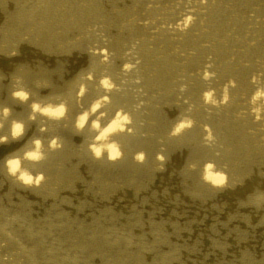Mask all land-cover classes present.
Here are the masks:
<instances>
[{"label": "rangeland", "instance_id": "rangeland-1", "mask_svg": "<svg viewBox=\"0 0 264 264\" xmlns=\"http://www.w3.org/2000/svg\"><path fill=\"white\" fill-rule=\"evenodd\" d=\"M36 1V2H35ZM45 3H44V2ZM58 1V2H57ZM92 1V2H91ZM107 1V2H105ZM111 1V3H110ZM116 1V2H115ZM120 1V2H119ZM161 1H169L170 4L177 5L178 0H0V45L6 46L8 49L7 53L0 51L2 56H8V54H16L17 61H22L25 57L29 56L33 61L39 60L42 56L43 58H47L46 60L51 62L53 65L47 70V73L50 71H53V74L57 76V78H60L62 75L66 74L65 70H67L66 64L63 61L64 55L67 56L69 52L75 50L77 53L79 52H92L97 50H107L111 56L120 55L122 59H128L127 64V70H124L122 68H117L113 72L114 77H119V85L116 86V92H111L119 102L117 105H120V108L123 110L130 111L133 115L136 117L134 119L131 118L132 121L127 122L126 127L128 129H131L132 126H134L133 136L136 139L141 138H148L149 141H152L156 144V148L160 149L159 147H162L164 143L173 142L171 136H168L170 131L172 132L175 127V121L174 119H169L168 121H164L161 124L157 120L156 114L158 112H167V108H173L178 113L177 116L181 115V112H184L185 107L188 110V107H190L195 111H191L192 113H200V109H196L193 105L194 102L199 100L200 95L202 93V86H206V81L203 80L201 77L206 76L202 72L204 68H206L209 71L208 77L210 76L211 82L207 84L212 85V90L216 89L217 87V93L214 94V98H216V103H219L223 100L222 94H218V91L223 89L226 90V88H229V92L231 93L232 97L235 98L232 101H235L238 103L236 99V95L234 92V89H237L236 92L240 93L242 90H247L248 87L246 84L253 83L255 81L258 82H264V78H261V75L264 73V46L263 40H264V19L261 17H264V10H261L262 7H264V0H249L252 4L250 5V8H247L249 12L245 11L244 7L246 8L245 4L241 0H227L226 2H232L233 5H230L229 7L233 8L236 12H241L242 16H238L242 18L245 21L244 24V31L240 30L239 34H236L235 37L230 36L233 28L232 24L229 20V18H226V15H224L222 8H224V0H185L188 7H186L188 10L185 9V15L188 14L187 12L189 10H194L198 13V18L204 15L203 22L206 24L203 25V27L199 30V32L195 35L192 34L187 38H176L171 37L172 35H178V31L176 30V20L180 19L181 17L176 18V15L179 13H182L183 10L176 11L175 8H171V11L168 10L167 15L168 17H164L165 26L163 28L158 29L157 24L160 27V24L163 23L161 20H158L157 18L150 15V12H148V7H151L155 4H159ZM173 1V2H172ZM190 3H189V2ZM253 1V2H252ZM256 1V2H255ZM263 1V2H262ZM34 2V4L32 3ZM40 2V3H39ZM67 2V3H66ZM71 2V3H70ZM95 2V3H94ZM109 2V4H108ZM119 2V3H118ZM142 2V4H141ZM197 4H196V3ZM208 2V4H207ZM221 2V3H220ZM223 2V3H222ZM238 4H237V3ZM262 2V4L260 3ZM66 3V4H65ZM74 3V4H72ZM91 3V4H90ZM134 3V4H133ZM204 3V4H203ZM220 3V4H219ZM25 4V5H24ZM59 4V5H58ZM61 4V5H60ZM104 4V5H103ZM106 4V5H105ZM119 4V5H118ZM146 4V5H145ZM193 4V5H192ZM195 4V5H194ZM202 4V5H201ZM212 4V5H211ZM259 4V6L257 5ZM7 5V6H6ZM34 5V6H33ZM42 5V6H41ZM66 5V6H64ZM103 7H102V6ZM121 5V6H120ZM136 5V6H135ZM192 5V7H191ZM200 5V6H199ZM204 5V6H203ZM219 5V6H218ZM235 5V6H234ZM256 5V6H255ZM261 5V6H260ZM7 8H6V7ZM46 6V7H45ZM61 6V7H60ZM74 6V7H73ZM78 6V7H77ZM105 6V7H104ZM117 6V7H116ZM129 6V7H128ZM146 6V7H145ZM190 6V7H189ZM198 8H196V7ZM208 6V7H206ZM242 6V7H241ZM58 7V9H57ZM72 7V8H71ZM80 7V8H79ZM98 7V8H96ZM123 7V8H122ZM132 7V8H131ZM195 7V8H193ZM201 7V8H200ZM203 7V8H202ZM214 7V8H213ZM220 7V8H219ZM240 7V8H239ZM62 8V10H61ZM67 8V9H66ZM79 8V9H77ZM92 10H91V9ZM101 8V9H99ZM200 8V9H199ZM212 8V9H211ZM255 8V9H253ZM259 11H258V9ZM29 9V10H28ZM34 11H32V10ZM41 9V10H40ZM86 9V10H85ZM88 9V10H87ZM96 9V10H95ZM105 9V10H104ZM135 9V10H134ZM197 9V10H195ZM56 10V11H55ZM67 10V11H66ZM74 10V11H73ZM79 10V11H78ZM141 10V11H139ZM174 10V12H172ZM212 10V11H211ZM43 13H42V12ZM52 11V12H51ZM61 11V12H60ZM76 11V13H75ZM82 13H81V12ZM93 11V12H92ZM99 11V12H98ZM181 11V12H180ZM220 11V14H219ZM48 12V13H47ZM56 12V13H55ZM80 12V13H79ZM86 14H85V13ZM90 12V14H89ZM142 12V13H141ZM176 12V13H175ZM248 14H245L247 13ZM70 13V14H68ZM140 13V14H139ZM149 13V15H148ZM170 13V14H169ZM173 13V14H172ZM258 13V14H257ZM26 14V15H25ZM42 14V15H41ZM50 14V15H49ZM58 14V15H56ZM62 14V15H61ZM74 14V15H72ZM77 16H76V15ZM100 14L99 16H97ZM118 14V15H117ZM143 14V15H142ZM202 14V15H201ZM215 16H214V15ZM253 14L255 17H249ZM30 15V16H29ZM33 15V16H31ZM53 15V16H52ZM56 15V16H55ZM68 15V17H67ZM83 15V16H82ZM90 15V16H89ZM92 15V16H91ZM102 15V16H101ZM142 15V17H141ZM146 15V16H145ZM220 15L223 17H220ZM261 15V16H258ZM27 16H29L27 18ZM42 16V17H41ZM66 16V17H65ZM73 16L74 18H72ZM104 16V17H103ZM125 16V17H123ZM133 16V17H132ZM148 16V17H147ZM150 16V17H149ZM179 16V15H178ZM247 16V17H246ZM49 17V18H47ZM84 20H81L82 18ZM91 17V18H90ZM209 17V18H208ZM44 18V19H43ZM53 18V19H52ZM69 18V19H68ZM144 18V19H143ZM145 18H147L145 20ZM172 18V20H171ZM205 18V19H204ZM259 18V20H258ZM47 19V20H46ZM52 19V20H51ZM72 19V20H71ZM87 19V20H86ZM91 19V22H89ZM93 19V20H92ZM168 19V20H167ZM207 19V20H206ZM42 20V21H41ZM152 20V21H151ZM235 20V19H233ZM251 20H256L257 25L250 24ZM258 20V21H257ZM8 21H11V24H8ZM51 21V22H50ZM61 21V22H60ZM70 21V22H69ZM76 21L79 26H76ZM83 21V22H82ZM97 21V22H95ZM146 21V22H145ZM151 21V22H150ZM163 21V19H162ZM173 21V22H172ZM209 21V24L207 23ZM36 22V23H35ZM43 22V23H42ZM83 24H82V23ZM87 23L86 24L84 23ZM93 22V23H92ZM156 22V23H155ZM212 22V23H211ZM39 23V25L37 24ZM61 23V24H60ZM72 26H71V24ZM75 23V24H74ZM96 23V24H95ZM109 23V25L107 24ZM154 23V24H153ZM167 23V24H166ZM173 25H170V24ZM210 23L212 25H210ZM261 23V25H260ZM35 24V25H34ZM53 24V25H52ZM64 24V25H63ZM91 24V25H90ZM101 24V25H100ZM118 24V25H117ZM150 24V26L148 25ZM229 24V25H228ZM31 25V26H30ZM33 25V26H32ZM38 25V26H37ZM61 25V26H60ZM90 25V26H89ZM99 25V26H98ZM113 27H111V26ZM209 25V26H208ZM23 26V27H22ZM60 26V27H59ZM68 28H67V27ZM71 26V27H70ZM157 26V27H156ZM167 26L170 30L167 31ZM9 27V28H8ZM65 27V28H64ZM90 27V28H89ZM134 27V28H133ZM146 27V29H145ZM172 27H174L172 29ZM210 27V28H209ZM263 27V28H261ZM11 28V29H10ZM53 28V29H52ZM71 28V29H70ZM78 28V29H77ZM84 28V29H83ZM95 28V29H94ZM103 28V29H102ZM119 29L120 31L116 30ZM152 28V29H151ZM158 32H157V30ZM223 28V29H222ZM250 30H249V29ZM258 28V29H257ZM24 29V30H23ZM26 29V30H25ZM29 31H28V30ZM31 29V30H30ZM42 29V30H41ZM44 29V30H43ZM107 31H106V30ZM140 29V30H139ZM150 29V30H149ZM154 29V30H153ZM172 29V30H171ZM204 29V30H203ZM207 29V30H206ZM252 29V30H251ZM255 29L256 32L253 30ZM3 30V31H2ZM36 30V31H35ZM60 30V31H59ZM70 30V31H69ZM90 30V33H89ZM97 30V31H96ZM100 30V31H99ZM109 30V31H108ZM166 32H164V31ZM175 30V31H173ZM248 30V31H247ZM258 30V31H257ZM21 31V32H20ZM31 31V32H30ZM50 31V32H49ZM55 31V32H54ZM67 31V32H66ZM84 31V32H83ZM102 31V32H101ZM149 31V32H148ZM262 31V32H261ZM25 32V33H24ZM79 32V33H78ZM105 32V33H103ZM115 32V33H114ZM139 32V33H138ZM163 32V33H162ZM244 32V33H243ZM257 33L259 36L257 37L256 41L253 43L252 47L248 45L247 42H250L247 40V38L244 39V37L241 38L244 34H250V33ZM260 32V33H259ZM70 33V34H68ZM72 33V34H71ZM101 33V34H100ZM158 33H161L160 35ZM184 33V32H183ZM187 33V32H186ZM185 33V34H186ZM8 34V35H7ZM29 34V35H28ZM89 34V35H88ZM116 34V35H115ZM120 36H119V35ZM184 34V35H185ZM229 34V35H227ZM35 35V36H34ZM68 35V36H67ZM70 35V36H69ZM80 35V36H79ZM102 35V36H101ZM159 35V36H158ZM163 35V36H161ZM12 36L14 37L15 43H11ZM20 36V37H19ZM83 36V37H82ZM86 38H85V37ZM98 36V38H96ZM108 36V37H107ZM110 36V37H109ZM156 36V37H155ZM249 36V35H248ZM262 36V38H261ZM17 37V38H16ZM90 37V38H89ZM105 37V38H103ZM107 37V38H106ZM113 37V38H112ZM164 37V38H162ZM232 37V38H231ZM39 38V39H38ZM48 38V39H47ZM61 40H60V39ZM74 38V40H73ZM83 38V39H82ZM102 38V39H101ZM116 38V39H115ZM236 38L241 39L240 43L236 42ZM58 39V41H57ZM79 39L80 41L78 42ZM109 39V40H107ZM118 39V40H117ZM263 39V40H262ZM5 40V41H4ZM11 40V41H10ZM44 40V41H43ZM68 40V42H67ZM72 40V41H71ZM84 40V41H83ZM93 43H92V41ZM114 40V41H113ZM224 40V41H223ZM7 41V42H6ZM18 43H17V42ZM23 41V42H22ZM86 41V42H85ZM100 41V42H99ZM107 41V42H105ZM182 41V42H181ZM195 41V42H194ZM217 41V43H216ZM244 41V42H242ZM2 42V43H1ZM4 42L6 44H4ZM10 42V43H9ZM26 42V43H24ZM35 42V43H34ZM58 42V44H57ZM73 42V43H72ZM88 42V43H87ZM96 42V43H95ZM111 42V43H110ZM116 42V43H115ZM123 42V43H122ZM181 44L182 46H178ZM199 42V43H198ZM209 42V43H208ZM213 42V47L211 46ZM38 43V44H37ZM49 43V44H48ZM61 43V45H59ZM71 43V44H70ZM106 43V44H105ZM115 43V44H114ZM197 43V44H196ZM15 44V45H14ZM22 44H26L32 48L31 52L32 54H29L26 49L22 46ZM56 44V46H55ZM65 44V45H64ZM74 44V45H72ZM91 44V46H90ZM105 44V45H104ZM111 44V45H110ZM209 44V45H208ZM225 44V45H224ZM232 44V45H231ZM238 44H241L242 46H237ZM47 45V46H46ZM77 45V46H76ZM100 45V46H99ZM102 45V47H101ZM118 45V46H117ZM191 45V46H189ZM202 45H205L202 47ZM208 45V46H207ZM229 45V46H228ZM15 46V47H14ZM39 46V47H38ZM96 46V47H95ZM98 46V47H97ZM124 46V47H123ZM188 46V47H187ZM228 46V47H227ZM249 46V47H248ZM254 46V47H253ZM12 47V48H11ZM18 47V48H17ZM38 47V48H37ZM58 47V48H57ZM88 47V48H87ZM107 47V48H106ZM118 47V48H117ZM123 47V48H122ZM236 47V48H235ZM14 48V49H13ZM16 48V49H15ZM54 48V49H53ZM70 50H69V49ZM76 48V49H75ZM78 48V49H77ZM99 48V49H98ZM103 48V49H102ZM211 48V49H210ZM214 48V49H213ZM227 48V49H226ZM240 48V51L238 50ZM243 48V49H242ZM256 48V49H255ZM12 49V50H10ZM38 49V50H37ZM57 49V50H56ZM72 49V50H71ZM84 49V50H83ZM91 49V51H89ZM122 49V50H121ZM202 49V50H201ZM225 51H224V50ZM234 49V50H233ZM248 49V50H247ZM263 49V50H262ZM17 50V51H16ZM35 50V51H34ZM49 50H51L49 52ZM59 50V51H58ZM115 50V51H114ZM194 50V51H193ZM198 50V51H197ZM220 50V51H219ZM223 50V51H221ZM231 50V51H229ZM16 51V52H15ZM24 51V52H23ZM39 51V52H38ZM69 51V52H68ZM118 51V52H117ZM120 51V52H119ZM190 51V52H189ZM207 51L210 52L207 53ZM20 54H17V53ZM38 52V53H37ZM68 52V53H67ZM182 52V53H181ZM186 52V54H185ZM196 52V53H195ZM217 52V54H216ZM219 52V53H218ZM222 52V53H221ZM259 52V53H258ZM175 53V54H174ZM188 53V54H187ZM192 53V54H191ZM201 53V54H200ZM221 53V54H220ZM36 54V55H35ZM51 54V55H50ZM60 54V55H59ZM63 54V55H62ZM116 54V55H115ZM177 54V55H176ZM186 56H185V55ZM207 54H210L209 56ZM216 54V55H215ZM219 54V55H218ZM228 54V58L226 56ZM22 55V56H21ZM190 55V56H189ZM207 55L210 57V59L205 58ZM221 55V56H220ZM224 55V57L222 56ZM257 55V56H256ZM261 55V56H260ZM263 55V56H262ZM49 56V57H47ZM177 56V57H176ZM217 56V57H216ZM53 57V59H52ZM187 57V59H186ZM194 57H197L193 60ZM201 57V58H200ZM222 57V62L221 60ZM221 57V58H220ZM242 57V58H241ZM49 58V59H48ZM51 58V59H50ZM59 60H58V59ZM159 58V60H158ZM182 58V59H181ZM204 58V59H203ZM239 58L241 60H239ZM247 58V59H246ZM258 58V59H257ZM75 59H78V57L75 55L72 56V59H70L71 63L75 62ZM176 59V60H175ZM181 59V60H178ZM186 59V60H185ZM207 59V60H206ZM215 59V60H214ZM226 59V61L224 60ZM201 62H200V61ZM209 60V61H208ZM216 60L218 61L216 63ZM248 60V61H247ZM113 61V59H112ZM190 61V62H189ZM205 61V62H204ZM208 61V62H207ZM224 61V62H223ZM247 61V62H245ZM262 61V62H261ZM89 61H87L88 63ZM197 62V63H196ZM204 62V63H203ZM213 62V63H212ZM241 62V63H240ZM161 63V64H160ZM201 63V64H200ZM203 63V64H202ZM208 63V66L205 65ZM213 65H212V64ZM243 63V64H242ZM263 63V65L261 64ZM38 64V63H37ZM163 64V65H162ZM182 64L185 66H182ZM210 64V65H209ZM217 64V68L215 67ZM232 64V65H231ZM257 64V65H256ZM260 64V65H259ZM58 65V66H57ZM61 65V66H60ZM69 65V64H68ZM195 70H194V67ZM201 65V66H200ZM204 65V68H202ZM215 65V66H214ZM243 65V66H242ZM246 65V66H245ZM63 66V67H62ZM70 66V65H69ZM68 66V67H69ZM88 67H91V70H94L96 72H100L99 61L96 58H91V61L87 65ZM206 66V67H205ZM228 66V67H226ZM230 66V68H229ZM239 66V68H238ZM253 66V67H252ZM182 67V68H181ZM192 67V68H191ZM202 69L201 72L200 68ZM210 69H208V68ZM224 67V68H223ZM199 68V69H198ZM213 68V70H212ZM223 68V69H221ZM227 70H226V69ZM62 69V70H61ZM89 69V70H90ZM144 69V70H143ZM153 69L152 71H150ZM180 69V71H179ZM184 71H183V70ZM229 69V70H228ZM261 69V70H260ZM104 70V69H103ZM126 71L127 73L123 72ZM211 70V71H210ZM215 70V71H214ZM226 70V72H224ZM120 71V72H118ZM154 71V72H153ZM178 71V72H177ZM187 71V72H186ZM197 71V72H194ZM251 71V72H250ZM256 71V72H255ZM123 72V73H122ZM160 72V73H159ZM192 72V73H191ZM216 72V73H215ZM224 72V73H221ZM58 73V74H56ZM122 73V74H121ZM186 73V74H185ZM191 73V74H190ZM196 73V74H195ZM199 73V74H198ZM202 73V74H201ZM212 73V74H210ZM220 73V74H219ZM226 73V74H225ZM235 73V74H234ZM260 73V74H259ZM130 74V75H129ZM216 74V75H215ZM223 74V75H222ZM238 74V75H237ZM242 74V75H241ZM102 74H100L101 76ZM126 75V76H125ZM129 75V77H128ZM193 75V76H192ZM196 75V76H195ZM200 75V76H199ZM202 75V76H201ZM214 75V76H213ZM228 75V76H227ZM99 76V77H100ZM140 76V77H139ZM142 76V77H141ZM167 76V77H166ZM183 76V79H182ZM191 76V77H190ZM225 76V77H224ZM233 76V78H231ZM237 76V77H236ZM248 76V77H247ZM66 84H70L73 86V89H76L72 92L71 96H74V94H79L77 91V88L80 85H84V81L82 80V77L79 75V73H73L70 75L65 76ZM137 77V78H136ZM149 77V78H148ZM155 77V78H154ZM178 77V78H177ZM219 78L218 80L216 78ZM230 77V78H229ZM235 77V78H234ZM240 77V78H239ZM46 77H42L40 75H35L32 77V79L37 83L40 82L41 79H44ZM76 78V79H75ZM123 78V79H122ZM165 78V79H164ZM180 78V80H179ZM186 78V79H185ZM191 78V79H190ZM197 78V79H196ZM223 78V79H222ZM249 78V79H248ZM260 78L263 80H260ZM121 79V80H120ZM135 79V80H134ZM171 79V80H170ZM176 79V80H175ZM194 79V81H193ZM214 79V80H213ZM238 79V80H237ZM37 80V81H36ZM72 80V82H71ZM74 80V81H73ZM131 80V81H130ZM138 80V81H137ZM141 80V81H140ZM152 80V81H151ZM157 80L159 82H157ZM189 80V81H188ZM202 80V81H201ZM218 82H215V81ZM227 80V81H226ZM231 80V81H230ZM253 80V82H252ZM123 81V82H122ZM128 81V82H127ZM170 81V82H169ZM177 81V83H176ZM205 81V82H204ZM247 81V82H246ZM71 82V83H70ZM74 82V83H73ZM162 82V83H161ZM186 82V84H185ZM190 82V83H189ZM193 82V83H192ZM199 82V83H198ZM201 82H204V84H201ZM231 82V83H230ZM236 82V83H235ZM245 82V83H244ZM89 83V82H88ZM127 83V84H125ZM143 83V84H142ZM152 83V84H151ZM156 83V84H155ZM159 83V85H158ZM164 83V84H163ZM169 83V85H168ZM189 83V84H187ZM212 83V84H211ZM226 85H225V84ZM240 83V84H239ZM161 84V85H160ZM178 84L180 86H178ZM183 84V85H182ZM194 84V85H193ZM223 85L221 87V85ZM230 84V87H228ZM237 84V85H236ZM79 85V86H78ZM134 85V86H133ZM156 85V86H155ZM186 85V86H185ZM220 85V86H219ZM236 85V86H235ZM93 86V85H92ZM125 86V87H124ZM127 86V87H126ZM129 86V87H128ZM150 86V87H149ZM182 86V87H181ZM191 86V88H190ZM196 86V87H195ZM220 88H219V87ZM233 86V87H232ZM242 86V87H241ZM133 87V88H132ZM142 87V88H141ZM154 87V88H153ZM178 87V88H177ZM185 87V88H184ZM224 87V88H223ZM226 87V88H225ZM238 87V88H237ZM258 87V86H257ZM122 88V89H121ZM147 88V89H146ZM157 88V89H155ZM167 88V90H166ZM176 88V89H175ZM180 88V90H179ZM187 88V89H186ZM195 88V89H194ZM200 88V89H199ZM208 88V87H207ZM120 89V90H119ZM172 89V90H171ZM178 89V90H177ZM183 89V90H182ZM190 89V90H189ZM231 89V90H230ZM71 89H66V91H71ZM119 90V92L117 91ZM124 90V91H123ZM163 90V91H162ZM170 90V91H169ZM200 90V93L199 91ZM220 90V91H221ZM123 91V93H122ZM131 91V92H130ZM134 91V92H133ZM138 91V92H137ZM173 91V92H172ZM186 91V92H185ZM189 91V94H188ZM214 91V90H213ZM228 92V90H226ZM77 92V93H76ZM88 92V91H87ZM126 92V93H125ZM146 92V93H145ZM151 92H153L151 94ZM170 92V93H169ZM177 94H176V93ZM183 92V93H182ZM192 92V93H191ZM228 92V95L230 93ZM233 92V93H232ZM108 93V92H107ZM128 93V94H127ZM160 93V94H159ZM164 93V94H163ZM174 93V94H173ZM179 93V94H178ZM187 93V94H185ZM196 93V94H194ZM198 93V94H197ZM238 93V94H239ZM116 94V95H115ZM127 94V95H126ZM138 94V95H137ZM156 94V96H155ZM174 96H173V95ZM178 95V97L176 95ZM192 94V96H191ZM200 94V95H199ZM145 95V96H144ZM149 95V97H148ZM85 96V95H84ZM82 96V97H84ZM134 98H133V97ZM152 96V98H151ZM155 96V97H154ZM172 96V97H171ZM136 97V98H135ZM162 97V98H161ZM76 98V96H74ZM122 98V99H121ZM125 98V99H124ZM139 98V99H138ZM166 98V99H165ZM173 100H172V99ZM177 98V99H176ZM186 98V99H185ZM190 98V99H189ZM193 98V99H192ZM82 99V98H81ZM155 99V100H154ZM164 101H163V100ZM170 99V100H169ZM179 99V100H178ZM195 99V101H194ZM222 99V100H221ZM142 100V101H141ZM192 100V101H191ZM219 100V102H218ZM148 101V102H146ZM160 101V102H159ZM167 101V102H166ZM171 101V102H170ZM175 101V103H174ZM201 100H199L200 102ZM180 102V103H179ZM182 102V103H181ZM193 102V103H192ZM203 102V101H201ZM139 103V104H138ZM145 103V104H144ZM161 105H159V104ZM169 103V104H168ZM203 103L210 104L209 100L205 101ZM149 104V105H148ZM154 104V105H153ZM141 105V106H140ZM148 105V108L147 106ZM159 105V106H157ZM169 105V106H168ZM191 105V106H190ZM219 105V104H216ZM132 106V107H131ZM143 106V107H142ZM180 106V107H179ZM188 106V107H187ZM124 107V108H123ZM152 107V108H151ZM159 107V108H158ZM181 107H184L181 108ZM193 107V108H192ZM213 107V108H212ZM220 107V105H219ZM240 107V106H237ZM129 108V109H128ZM181 108V110H179ZM212 109H214V106L211 105ZM153 110V111H152ZM155 110V111H154ZM241 109H237L235 112L230 113L231 116L226 114L224 116V119L222 121L216 120L211 115L213 113H209L207 111H201L204 112L205 116H201L200 118H204L206 116L207 119L203 122L205 125L204 129H213V133H216L215 131H222L224 128L226 130L224 132H221V136L224 138H230V134L236 131V133L243 139H247V147L249 148V151H240L236 155V149L231 148L230 150L224 149V144L222 142L215 143L214 142H207L206 144L208 147H203L202 145H199V149L197 148V151L199 153V157H197L196 162L194 165H196L195 168L191 166H180V171H173V175L171 174V181L168 183L164 178L155 179L150 171H147L146 175H141L140 167L136 164H128L129 157L125 159L123 163H127L129 166L122 167V165L116 166L115 172L105 171L104 173H100L99 171H88L86 173H82V170H87L89 167L87 166V163L83 161V159L79 156V154L71 150L70 148H65L66 144L63 145V148L61 149L62 152L64 151V158L61 160L64 161L68 167L65 169L60 170L59 172V178H57L58 183L54 185L53 192H56L57 195L51 194V196L48 193L42 192V199L35 201H30L29 206H27L23 202V197L15 195L16 193L12 192L11 188L6 186L1 188L0 186V221L6 222L7 224L12 225V221H16L18 223L25 224L26 226H23L22 230L20 232H11L9 231V234L12 236L13 234L16 236L12 238H8V242L11 243V248L6 246L4 241L0 239V258H3L5 256L10 255V250L13 249L14 257H9L8 260H10L9 264H17L19 263V260L22 257L23 260L21 263L28 264H70V261H74L76 264H229L228 261H230L231 255H234L231 251V249L227 250V247L224 245L225 238L229 237L234 239V242L229 241L228 243H225L226 245L230 244H240L243 242L245 243L244 248L242 247L237 252V255L234 256V260H232V264H264V215L263 213L259 212L258 210L259 206H262V209H264V200L262 202H254L251 197H248L247 199H243L240 201H236L235 194L239 193L238 188L234 187V182H230L232 184L231 189L234 191L232 193V196L228 199V201H231L232 207L229 210H224V206L220 204L219 201L223 200L228 202L226 199H215L213 196L210 195H204L203 193L198 191H191L189 188L186 187L187 185H197L200 188L204 187V184L200 182V178L202 179V170L203 165L210 162L215 161V165L217 168H225L227 165H243L247 164L249 162V167L246 171L243 172V175L246 178H251L252 171H254L259 176H263L264 174V127L260 126L259 123H254V119L250 117V121H244L245 123H236L234 119V115L239 112ZM152 113H150V112ZM221 112V110H217V113ZM154 112V113H153ZM190 112V113H191ZM206 112V113H205ZM180 113V114H179ZM208 113V114H207ZM149 114V115H148ZM223 114V113H222ZM154 115V116H153ZM228 115V116H227ZM222 116V115H221ZM242 114L240 115V117ZM145 117V118H144ZM148 117V118H147ZM228 117V118H227ZM230 117V118H229ZM245 117V115L243 116ZM153 118V119H152ZM227 118V119H226ZM232 118V119H231ZM142 119V120H141ZM212 119V120H211ZM231 119V120H229ZM151 120V121H150ZM214 120V121H213ZM227 120V121H226ZM249 120V119H248ZM218 121H220L218 123ZM230 121V122H228ZM252 121V123H251ZM156 122V123H154ZM206 122V124L204 123ZM212 124H211V123ZM232 122V123H231ZM243 122V121H242ZM247 122H250L247 123ZM256 122V121H255ZM133 123V124H131ZM143 123V124H142ZM145 123V124H144ZM147 123V124H146ZM151 123V124H150ZM154 123V124H153ZM172 123V124H171ZM222 123V124H221ZM227 123V124H225ZM231 123V124H230ZM149 124V125H148ZM165 124V125H164ZM211 124V125H210ZM239 124V125H238ZM241 124V125H240ZM244 124V125H243ZM251 124L253 125L251 127ZM131 125V126H130ZM144 125V126H143ZM158 125V126H157ZM167 125V126H166ZM210 125V126H207ZM149 126V127H148ZM171 126V127H170ZM203 126V125H202ZM231 126V127H230ZM237 126V127H236ZM241 126V127H240ZM243 126V127H242ZM249 127V132H247V129L245 127ZM161 127V128H160ZM170 127V128H169ZM209 127V128H208ZM217 127V128H216ZM221 130H219V128ZM236 127V128H235ZM255 131H254V129ZM262 127L263 131H262ZM152 128V131H151ZM232 128V130H231ZM240 128L242 130H240ZM244 128V129H243ZM157 129V130H156ZM160 129V130H159ZM229 129V131H228ZM235 129V130H234ZM251 129V131H250ZM259 131H257V130ZM261 129V130H260ZM139 130V131H138ZM162 130V132H160ZM170 130V131H169ZM246 133H245V131ZM144 131V133H143ZM167 131V132H166ZM203 130L198 133L197 138L200 140L204 134L206 133ZM232 131V132H231ZM135 132V133H134ZM169 132V133H168ZM243 134H242V133ZM257 132V133H256ZM260 132V133H259ZM138 133V134H137ZM151 133V134H149ZM153 133V134H152ZM224 133V135H223ZM251 133V134H249ZM254 133V134H253ZM257 135H256V134ZM137 134V135H136ZM140 134V135H139ZM148 134V135H147ZM155 134V135H154ZM166 134V135H165ZM219 134V135H220ZM248 134V135H247ZM260 134V135H259ZM263 134V135H262ZM192 134H189V137H191ZM203 135V136H202ZM161 136V138H160ZM246 136V137H245ZM252 136V137H251ZM169 137V138H168ZM185 137V138H184ZM180 138V143H189V137L184 136ZM188 139H187V138ZM200 137V138H199ZM153 138V139H151ZM163 138V140H162ZM262 140H261V139ZM171 139V140H170ZM185 139V140H183ZM198 140V142H199ZM259 140V141H258ZM253 141V142H252ZM258 141V142H257ZM157 142V143H156ZM211 143V144H210ZM215 143V144H214ZM258 143V144H257ZM158 144V146H157ZM160 144V145H159ZM178 144L174 145L171 144L172 147H176ZM223 145V146H222ZM260 145V146H259ZM221 146V147H220ZM139 145L137 143L134 144L133 149H137ZM251 147V148H250ZM204 148V150H203ZM209 148V149H208ZM212 148V149H211ZM66 149H68L66 151ZM172 149V148H171ZM210 150V151H209ZM235 150V151H234ZM251 150V151H250ZM262 151V152H260ZM72 152V153H71ZM209 152V154H208ZM245 152V153H244ZM257 152V153H255ZM225 153V154H224ZM230 153V155H229ZM248 153V154H247ZM256 155H255V154ZM67 154V155H66ZM71 154V155H70ZM217 154V155H216ZM220 154L223 155L224 161H222ZM247 154V155H246ZM68 156V157H67ZM75 156V157H74ZM207 156V157H206ZM237 156V157H236ZM241 156V157H240ZM74 157V158H73ZM203 157V158H202ZM209 157V158H208ZM229 157V158H228ZM244 157V158H243ZM76 158V159H75ZM80 158V159H79ZM233 158V159H232ZM234 158L235 161H234ZM243 158V160H242ZM253 158V159H252ZM239 159V160H237ZM248 159V160H247ZM260 159V160H259ZM263 159V160H262ZM205 160V161H204ZM210 160V161H209ZM241 160V162H240ZM245 160V161H244ZM262 160V161H261ZM207 161V162H206ZM232 163H231V162ZM259 161L261 163H259ZM75 162V163H74ZM198 162V163H197ZM238 162V163H237ZM73 163V164H72ZM121 161V164H123ZM255 165H253V164ZM75 164V165H74ZM78 164V165H77ZM83 164V165H82ZM219 164V165H218ZM259 164V165H258ZM77 165V166H76ZM222 165V167H220ZM263 165V167H262ZM199 166V167H198ZM255 166V167H254ZM128 167V168H127ZM131 167V168H130ZM136 167V168H135ZM233 167V166H232ZM263 168L262 171H260V168ZM82 168V169H81ZM70 171L69 173L72 175L71 178L66 180L65 172ZM134 170V172L132 171ZM147 170V169H146ZM164 170V168H163ZM131 171V173H130ZM184 171V172H183ZM97 172V173H96ZM99 172V173H98ZM129 172V173H128ZM189 172V173H187ZM198 172V173H197ZM263 172V173H262ZM63 173V174H62ZM77 173V174H76ZM92 175H91V174ZM107 173V174H106ZM114 173V174H113ZM120 173V174H119ZM260 173V174H259ZM123 174V175H122ZM128 174V175H127ZM135 174V175H133ZM180 174V175H179ZM247 174V176H246ZM92 177H91V176ZM104 175V176H103ZM110 175V176H109ZM188 175V176H186ZM190 175V176H189ZM63 176V177H62ZM81 176V177H80ZM101 176V177H99ZM124 176V177H123ZM131 176V177H130ZM141 176V177H139ZM75 177V178H74ZM104 177V178H103ZM111 177V178H110ZM114 177V178H113ZM123 177V178H122ZM149 177V178H147ZM180 177V178H179ZM182 177V178H181ZM186 177V178H185ZM79 178V179H78ZM87 178V179H86ZM99 180H97V179ZM103 178V179H102ZM108 178V179H106ZM190 178V179H189ZM198 178V179H197ZM154 179V180H153ZM181 180V183L179 180ZM197 179V181H196ZM0 183H5L6 180L1 177V171H0ZM60 180V181H59ZM67 182H66V181ZM85 180V182L83 181ZM106 180V181H105ZM117 180V181H116ZM128 180V182H127ZM135 180V181H134ZM165 180V181H164ZM173 180V181H172ZM4 181V182H3ZM149 181V182H148ZM164 181V182H163ZM182 181H184L182 183ZM186 181V182H185ZM194 181V182H192ZM66 182V183H65ZM69 182V183H68ZM72 182V183H71ZM82 182V183H81ZM87 182V184H86ZM105 182V183H103ZM108 182V183H106ZM119 182V183H118ZM144 184H142V183ZM71 183V184H70ZM74 183V184H73ZM154 183V184H153ZM167 183V184H166ZM176 183V184H175ZM178 183V184H177ZM190 183V184H188ZM229 183V184H230ZM61 184V185H60ZM67 184V185H66ZM69 184V185H68ZM96 184V185H95ZM128 184V185H127ZM130 184V185H129ZM151 184V185H150ZM59 185V186H58ZM65 185V186H64ZM82 185V186H81ZM87 185V186H86ZM100 185V186H99ZM121 185V188H120ZM124 185L126 187H124ZM147 185V186H145ZM202 185V186H201ZM71 186V187H69ZM77 186V187H76ZM107 186V187H106ZM115 186V187H114ZM119 186V187H117ZM131 186H133L131 188ZM139 186H141L139 188ZM153 186V187H152ZM158 186V187H157ZM171 186V187H170ZM175 186V187H174ZM177 186L181 190L182 188H186L185 193H187L188 197L183 198L179 193L176 194L174 192L173 188L177 189ZM242 186V184H241ZM61 187V188H60ZM64 187V191L63 188ZM69 189H67V188ZM74 187V188H73ZM92 187V188H91ZM96 187V188H95ZM110 187V188H109ZM78 188V189H76ZM91 188V189H90ZM94 188V189H93ZM104 188V189H103ZM123 188V189H122ZM136 188V189H135ZM148 188H152L153 191H148ZM171 190H169V189ZM9 189V190H8ZM74 189V190H73ZM81 189L82 194H78L79 198H77V191ZM93 189V190H92ZM107 189V190H106ZM110 189V191H109ZM130 189V190H129ZM156 189V190H155ZM162 189V190H161ZM237 189V190H236ZM8 190V191H7ZM66 190H69L70 194L74 192V195L69 196L67 195L68 192ZM86 190V191H84ZM91 190V192H90ZM136 190V192H135ZM161 190V191H160ZM90 193H89V192ZM98 191V192H97ZM118 191V192H117ZM132 191V192H131ZM139 193H138V192ZM145 191V192H144ZM170 191V192H168ZM191 191V192H190ZM206 191V190H205ZM8 192V193H7ZM76 192V193H75ZM111 192V193H110ZM130 192V193H129ZM141 192V193H140ZM164 194H163V193ZM189 193H191V196H189ZM109 193V194H108ZM124 193V194H122ZM134 193V194H133ZM148 193V194H147ZM151 193V194H150ZM166 193V194H165ZM2 194H5L4 196ZM11 194V195H10ZM87 194V195H86ZM100 194V195H99ZM126 194V195H125ZM139 194V195H138ZM155 194V195H154ZM159 194V195H158ZM14 198H12L13 196ZM46 195V196H45ZM60 195V197H59ZM62 195V196H61ZM86 195V196H85ZM96 195V196H95ZM102 195V196H101ZM121 195V197L119 196ZM131 195V196H130ZM137 195V196H136ZM145 195V196H143ZM150 195V196H149ZM166 195V196H165ZM58 196V197H57ZM83 196V197H82ZM85 196V197H84ZM117 196V197H115ZM124 198H123V197ZM129 196V198H128ZM142 196V197H141ZM147 196V197H146ZM152 196V197H151ZM162 196V197H161ZM168 196V199H167ZM173 196V197H172ZM177 196V197H176ZM194 196V197H193ZM7 197V198H6ZM46 197V198H45ZM64 197V198H63ZM66 197V198H65ZM87 197V198H86ZM96 197V198H95ZM102 197V199H101ZM107 197V198H106ZM126 197V198H125ZM134 197V198H133ZM146 197V198H145ZM161 197V198H160ZM175 197V198H174ZM199 197V198H198ZM3 198V199H2ZM21 200H20V199ZM44 198V199H43ZM48 198V199H47ZM54 198V199H52ZM56 198V200H55ZM70 198L73 202L80 204L74 205L72 208H68L65 206V200L67 201ZM83 198V199H82ZM95 198V199H94ZM112 198V199H111ZM119 200H118V199ZM145 198V199H144ZM152 200H151V199ZM157 198V200H156ZM191 198V199H190ZM193 198V199H192ZM210 198V199H209ZM264 198V194H263ZM14 199V200H13ZM16 199L18 201H16ZM61 199V200H60ZM80 199V200H79ZM85 199V200H84ZM93 199V201H92ZM97 199V201H96ZM99 199V201H98ZM121 199V200H120ZM146 199L148 200L146 202ZM161 201H160V200ZM167 199V203H166ZM198 199V200H197ZM201 199V200H200ZM209 199V200H208ZM212 199H215L216 202H213ZM9 200V201H8ZM47 200V202H46ZM51 200V201H50ZM55 200V201H53ZM76 200V201H75ZM84 200V201H83ZM104 200V201H103ZM124 200V201H123ZM169 200V201H168ZM182 200H185L184 203H182ZM189 200V202H188ZM205 200V201H204ZM235 200V201H234ZM12 201V202H11ZM15 201V202H14ZM50 201L51 203H48ZM62 201V202H61ZM132 201V202H131ZM158 201V202H157ZM172 201V202H170ZM176 201V202H175ZM178 201V202H177ZM180 201V202H179ZM249 201V202H248ZM43 202V203H42ZM79 202V203H78ZM85 202V203H84ZM114 202V203H113ZM118 202V203H117ZM121 202V203H120ZM124 202V204H122ZM126 202V203H125ZM145 202V203H144ZM194 202V203H193ZM203 202V204H202ZM206 202V203H204ZM8 203V204H7ZM11 203V204H9ZM20 203V204H19ZM24 203V204H23ZM48 203V204H46ZM84 203V204H83ZM91 203V204H90ZM132 203V204H131ZM148 203V204H147ZM150 203V204H149ZM158 203V204H157ZM161 203V204H160ZM163 203H165L163 205ZM199 203V204H198ZM201 203V204H200ZM214 203V204H213ZM217 203V204H216ZM246 203V204H245ZM258 203V204H257ZM13 204V205H12ZM19 204V206H18ZM43 204V205H42ZM52 204V205H51ZM55 204V205H54ZM60 204V205H59ZM64 204V205H63ZM111 204V208H110ZM113 204V205H112ZM130 204V205H128ZM136 204V205H135ZM140 204V205H139ZM144 206H142V205ZM146 204V206H145ZM155 204V205H154ZM160 204V205H159ZM171 204V207L169 205ZM188 204V205H187ZM212 204V205H211ZM227 206V203H225ZM237 204V205H236ZM242 204V205H241ZM3 205V207H2ZM6 205V206H5ZM9 205V206H8ZM15 205V206H14ZM37 205V206H36ZM39 205V206H38ZM44 207H42V206ZM97 206V207H94ZM128 205V206H126ZM157 205V206H156ZM196 205V206H195ZM198 205V206H197ZM235 205V206H234ZM247 205V207H246ZM252 205V206H251ZM257 205V208H256ZM41 206V207H40ZM53 206V207H52ZM92 206V207H91ZM105 206V208H104ZM116 206V207H115ZM121 206V209H120ZM132 206V207H131ZM140 206V207H139ZM152 206V208H151ZM155 206V207H153ZM165 206L168 208V210H165ZM230 206V205H229ZM243 206V207H242ZM245 206V207H244ZM6 207V208H5ZM9 207V208H8ZM25 207V208H24ZM29 207V208H27ZM91 207V209H90ZM118 207V208H117ZM126 207V208H125ZM193 207V208H192ZM201 207V208H200ZM210 207V208H209ZM238 207V208H237ZM4 210H3V209ZM16 208V209H15ZM19 208V210H18ZM60 209L57 210V209ZM63 208V209H62ZM110 208V209H109ZM115 208V209H112ZM144 208V209H143ZM146 208V209H145ZM149 208V209H147ZM161 208V209H160ZM186 208V209H185ZM208 208V209H207ZM213 208V209H211ZM7 209V210H6ZM13 211V214L10 213ZM38 209V210H37ZM48 209V210H47ZM62 209V210H61ZM75 209V210H73ZM95 209V212L94 210ZM175 209V210H174ZM180 209V210H178ZM184 209V211H183ZM189 209V210H188ZM239 209V210H238ZM15 210H17L15 212ZM21 210V211H20ZM46 212H45V211ZM73 210V211H72ZM84 210V211H83ZM101 210V211H100ZM108 210H110L108 212ZM119 210V211H118ZM131 210V211H130ZM153 210V211H152ZM162 212H161V211ZM177 210V212H176ZM196 210V212H195ZM206 210V211H204ZM33 211V212H30ZM48 211V212H47ZM63 211V212H62ZM71 211V212H70ZM77 211H80L79 213ZM142 211V212H141ZM155 211V212H154ZM160 211V212H158ZM212 211V212H211ZM39 212V213H37ZM66 212H69L68 214ZM104 212V213H103ZM108 212V214H107ZM111 212V213H110ZM114 212V213H113ZM126 212V213H125ZM137 212V213H136ZM182 212V213H179ZM198 212V214H197ZM21 213V214H20ZM36 213V214H35ZM93 213V215H92ZM117 213V214H116ZM123 213V214H122ZM177 214V215H174ZM194 213V214H193ZM201 213V214H200ZM205 213V214H204ZM213 213V214H212ZM237 213V214H236ZM249 213V214H248ZM25 214V215H23ZM27 214H29L33 219L27 218ZM44 214V215H43ZM70 214V215H69ZM73 214V215H72ZM85 214V215H84ZM101 216H100V215ZM113 214V215H112ZM151 214V215H150ZM155 214V216L153 215ZM173 214V216L171 215ZM187 214V215H186ZM197 214V216L195 215ZM211 214V215H210ZM223 214H225V217H228V221L225 219H222L224 222V229L228 232H222L220 224V220H218L219 217H223ZM234 214V215H233ZM242 214V215H241ZM254 214V215H253ZM3 215V216H2ZM35 215V216H34ZM55 215V216H53ZM59 215V219H58ZM78 217H76V216ZM126 215V216H125ZM135 215V216H133ZM142 215V216H141ZM258 215V216H257ZM6 216V217H5ZM24 216V217H23ZM48 216V218H47ZM68 217L65 219V217ZM88 218H87V217ZM91 216V217H90ZM95 216V217H94ZM100 216V217H99ZM113 216V217H112ZM117 218H114L116 217ZM124 216V217H123ZM133 216V217H132ZM146 216V217H144ZM152 216V217H151ZM180 216V218L178 217ZM260 216V217H259ZM262 216V217H261ZM8 217V218H7ZM20 217V219L18 218ZM26 217V218H25ZM35 217V218H34ZM37 217V218H36ZM39 217V218H38ZM43 217V218H42ZM71 217V218H70ZM77 219H76V218ZM99 217V218H98ZM119 217V218H118ZM126 217V218H125ZM136 217V218H135ZM138 217V219H137ZM144 217V218H143ZM169 217V218H168ZM173 217V218H172ZM177 217V218H176ZM186 217V218H185ZM200 217V218H199ZM212 217V218H209ZM239 217V218H238ZM52 218V219H51ZM73 218V219H72ZM84 218H86L85 223ZM94 218V219H93ZM101 218V219H100ZM111 218V219H110ZM121 218V220H120ZM125 218V219H123ZM128 218V220H127ZM159 218V219H158ZM171 218V219H170ZM176 218V219H175ZM183 218V219H182ZM233 218V219H232ZM13 219V220H12ZM19 219V220H18ZM24 219V220H23ZM68 219V220H67ZM81 219V221H80ZM99 219V220H98ZM104 219V220H103ZM113 219V220H112ZM118 219V220H117ZM132 219V220H131ZM179 219V221H178ZM213 219V220H211ZM242 219V220H240ZM248 219V222H247ZM47 220V221H46ZM50 220V222L48 221ZM53 220V221H52ZM66 220V222H64ZM76 220V221H74ZM95 220V221H94ZM101 220V223H100ZM112 220V221H111ZM120 220V221H119ZM151 220V221H150ZM155 220V221H154ZM168 220V221H166ZM202 220V221H201ZM233 220V221H232ZM251 220V221H250ZM256 222H255V221ZM259 220V221H258ZM97 221V222H96ZM107 221V222H106ZM110 221V223H109ZM162 221V222H161ZM177 221V222H176ZM181 221V222H180ZM187 221V222H186ZM192 221V222H191ZM212 221V222H211ZM258 221V223H257ZM34 222V223H32ZM114 222V223H113ZM126 222V223H125ZM131 222V223H130ZM144 222V223H143ZM146 222V223H145ZM151 222V223H150ZM167 222V223H166ZM184 222V224H183ZM228 222V223H227ZM263 222V223H262ZM40 223V224H39ZM46 223V225L44 224ZM96 223V225H95ZM135 223V224H133ZM157 223V224H156ZM181 223V224H180ZM188 225H187V224ZM208 223V224H207ZM213 223V224H212ZM247 223V224H246ZM251 223V224H250ZM255 223V224H254ZM31 224V225H30ZM41 224L44 225L41 227ZM61 224V225H60ZM71 224V225H70ZM81 224H83L81 226ZM89 224V225H88ZM103 224V225H102ZM107 224V225H106ZM112 224V225H111ZM117 224V226H116ZM121 224V226H120ZM147 224V225H146ZM186 226H181L185 225ZM190 224V225H189ZM241 224V225H239ZM262 226H261V225ZM20 225V224H16ZM29 225V226H28ZM37 225V226H36ZM61 227H60V226ZM68 225V226H67ZM87 227L85 228L84 227ZM115 225V226H114ZM125 225V226H124ZM129 225V227H127ZM133 225V226H132ZM137 225V226H135ZM152 228H151V226ZM167 225V227H166ZM202 225V226H201ZM251 227L249 228L248 227ZM28 226V227H27ZM50 226V227H49ZM52 226V227H51ZM92 226V227H91ZM101 226L103 228L101 229ZM107 226H110L107 227ZM123 226V228H122ZM143 226V227H142ZM146 226V227H145ZM162 226V227H161ZM192 226L197 231L196 235L191 231L194 230L193 228H190ZM198 226V228H197ZM204 226L205 229H213L216 227L217 235H209L208 233H204L205 235H201L199 232L201 231L200 228ZM245 226V227H244ZM26 227V228H25ZM56 227V228H54ZM58 227V228H57ZM127 227V228H126ZM145 227V228H144ZM155 227V228H154ZM180 227L181 229H179ZM184 227V228H183ZM209 227V228H208ZM30 228V230L28 229ZM32 228V229H31ZM39 228V230H38ZM47 228V229H46ZM50 228V229H49ZM90 228V229H89ZM98 228V229H97ZM126 230H125V229ZM131 228V229H130ZM134 228V229H133ZM136 228V229H135ZM160 230H158V229ZM171 228L172 230H170ZM188 228V229H187ZM231 228V229H230ZM238 228V229H237ZM246 228V229H245ZM27 229V231H26ZM78 229V230H77ZM109 229V230H108ZM119 229V230H118ZM123 229V230H122ZM142 229V230H141ZM183 229V230H182ZM191 229V230H190ZM245 229V230H244ZM252 229V231H251ZM46 230V231H45ZM54 230V231H51ZM83 232H82V231ZM87 230V232H86ZM93 230V231H92ZM138 230V231H137ZM145 230V234H144ZM154 230V231H152ZM157 230V231H156ZM163 230V231H162ZM174 230V231H173ZM241 230V232H239ZM249 230V231H248ZM255 230V231H254ZM0 231H3V229H0ZM32 231V232H31ZM36 233H35V232ZM39 231V232H37ZM75 231V232H74ZM80 231V232H79ZM92 231V232H90ZM111 231V232H110ZM122 231V233H121ZM165 231V232H164ZM172 231V232H171ZM177 231V232H176ZM181 234H180V232ZM233 231V232H232ZM247 231V232H245ZM26 232V233H25ZM34 232V233H33ZM56 232L58 234H56ZM100 232V233H99ZM127 232V233H126ZM133 234H132V233ZM138 234H136V233ZM170 232V233H169ZM175 232V233H174ZM185 232V233H184ZM220 232V233H219ZM259 232V233H258ZM30 233V234H29ZM33 233V235L31 234ZM85 234L84 237L83 234ZM92 233V234H91ZM101 235V236H99ZM104 233V235H102ZM120 233V234H119ZM162 233V234H161ZM174 233V234H172ZM180 235H179V234ZM191 233L192 235L188 236V234ZM229 233V234H228ZM253 233V234H251ZM256 233V234H255ZM26 234V236H25ZM34 234H39L34 236ZM46 234V235H45ZM70 234V235H68ZM79 234V235H77ZM88 234V235H87ZM90 234V235H89ZM120 236H119V235ZM123 234V235H122ZM128 237H126L125 236ZM134 236V239L131 235ZM141 234V235H139ZM159 234V235H158ZM171 234V235H170ZM177 234V235H176ZM232 234V235H231ZM242 234V235H241ZM17 235H21L20 240L17 239ZM66 235V236H65ZM74 235V236H73ZM76 235V236H75ZM82 235V236H81ZM93 235V236H92ZM111 235V236H110ZM118 235V236H116ZM150 235V236H149ZM153 235V236H152ZM176 235V236H175ZM198 235V236H197ZM201 235V236H200ZM33 236V237H32ZM59 236V237H58ZM71 236V237H69ZM78 236V237H77ZM80 236V237H79ZM92 236V237H91ZM141 236V237H140ZM165 236V237H164ZM169 236H172L171 239ZM180 236V237H179ZM203 236V237H202ZM208 236V237H207ZM235 236V237H234ZM240 236V237H239ZM248 236V237H247ZM31 238L34 242L38 243V245L27 247V245H24L21 243L22 239L25 238ZM37 237V238H35ZM57 237V238H56ZM66 239H65V238ZM71 242H70V239ZM84 237V239H82ZM99 237V238H97ZM120 237V238H119ZM124 237V238H123ZM139 237V238H138ZM152 237V238H151ZM162 237V238H161ZM167 237V238H166ZM177 237V238H176ZM185 237V238H184ZM195 237V238H194ZM198 237V238H197ZM94 238V239H93ZM116 238V239H115ZM146 238V239H145ZM158 238V239H157ZM161 238V239H160ZM15 239V240H14ZM53 239V240H52ZM60 239V240H59ZM65 241H64V240ZM75 239V242H73ZM82 239V240H81ZM96 239V240H95ZM113 239V240H112ZM126 239V240H125ZM129 239V240H127ZM131 239V240H130ZM162 239L164 240V243L162 242ZM178 239V240H177ZM182 239L186 240V242L194 243L195 246V239H199L201 242L205 244V241H210L211 243V249L208 250H201V248H193L191 246H186ZM208 239V240H206ZM215 239V240H213ZM259 239V240H258ZM42 240V241H39ZM50 240V241H49ZM56 240V242H55ZM58 240V242H57ZM81 240V241H80ZM84 240V241H83ZM89 240V241H88ZM112 240V242H111ZM119 242H118V241ZM139 240V241H138ZM146 240V241H145ZM154 240V242H152ZM158 240V241H157ZM170 240V241H169ZM49 241V242H48ZM86 241V242H85ZM95 241V242H94ZM97 241V242H96ZM121 241V242H120ZM143 241V244H142ZM161 241V242H160ZM216 241V243H215ZM222 241V242H221ZM238 241V242H236ZM20 242V243H19ZM40 242V243H39ZM52 242V243H50ZM54 242V244H53ZM71 244H70V243ZM92 242V243H90ZM128 242V243H126ZM137 242L139 245H137ZM145 242V243H144ZM173 242V243H172ZM175 242V243H174ZM177 242V243H176ZM214 242V243H213ZM263 242V243H262ZM45 243V244H44ZM73 243V244H72ZM76 245H75V244ZM81 243V244H80ZM87 243V245H86ZM134 247L132 248V245ZM153 243V244H152ZM254 243V244H253ZM17 244V245H15ZM19 244V245H18ZM50 244V245H49ZM92 244V247H91ZM97 244V245H96ZM151 244V245H150ZM213 244V245H212ZM222 244V245H221ZM2 245V246H1ZM23 245V246H22ZM44 245V246H43ZM70 245V248H69ZM73 245V246H72ZM79 245V247H78ZM85 245V246H84ZM90 245V246H89ZM108 245V246H107ZM110 245V246H109ZM127 245V246H126ZM143 248H142V246ZM162 245V246H161ZM170 245V247H169ZM177 245V246H176ZM181 245V246H180ZM220 245V246H219ZM5 246V247H4ZM14 246V247H13ZM19 246V247H17ZM59 246V247H58ZM67 246V247H66ZM72 246V247H71ZM82 246V247H81ZM96 246V248H95ZM99 246V247H97ZM105 246V247H103ZM119 246V247H118ZM124 246V247H121ZM126 246V247H125ZM129 246V247H128ZM153 246V247H152ZM161 246V247H160ZM174 246V247H173ZM248 246V247H247ZM7 247V249H6ZM36 247V249H35ZM38 247V248H37ZM42 247V248H41ZM64 247V248H63ZM66 247V248H65ZM77 249H76V248ZM81 247V248H80ZM86 247V248H85ZM90 247V248H88ZM103 247V248H102ZM118 247V248H117ZM138 247V248H137ZM153 249H152V248ZM155 247V248H154ZM159 247V248H158ZM223 247V248H222ZM250 247V248H249ZM3 248H5L3 250ZM22 248V249H21ZM27 248V249H26ZM32 250H31V249ZM55 248V249H54ZM68 248V251H67ZM75 248V249H73ZM83 248V250H81ZM94 248V249H93ZM107 248V249H106ZM117 248V249H115ZM127 248V249H126ZM140 248V249H139ZM158 248V249H157ZM171 248V249H170ZM175 248V249H173ZM180 248V249H179ZM182 248V250H181ZM185 248V249H184ZM213 248V249H212ZM248 248V249H247ZM259 248V249H258ZM16 249V250H15ZM25 249V250H24ZM38 249V250H37ZM70 249V250H69ZM97 249V250H96ZM106 249V250H105ZM112 249V250H111ZM114 249V250H113ZM146 251H145V250ZM149 249V250H148ZM155 249V250H154ZM164 249V250H163ZM170 249V251L168 250ZM191 249V250H190ZM193 249V250H192ZM245 249V250H244ZM3 250V252H2ZM15 250V251H14ZM31 250V252L27 251ZM37 250V251H34ZM55 252L53 254V252ZM62 250V252H61ZM75 250V251H72ZM99 250V251H98ZM120 252H118V251ZM129 250V251H127ZM131 250V251H130ZM168 250V251H167ZM174 250V253H173ZM196 250V251H195ZM201 250V251H200ZM217 250V251H216ZM253 250V251H252ZM19 251V252H17ZM21 251V252H20ZM33 251V252H32ZM51 251V252H50ZM79 251V252H78ZM122 251H126L122 252ZM151 251V252H150ZM167 251V253L165 252ZM187 251V252H186ZM189 251V252H188ZM251 251V252H250ZM263 254L262 263L260 261L255 260L256 263H253V256H255L257 253ZM7 252V253H6ZM9 252V253H8ZM24 252V253H23ZM26 252V253H25ZM50 252V253H49ZM72 252V253H71ZM78 252V253H77ZM92 254H90V253ZM95 254H94V253ZM97 252V253H96ZM154 252V254H153ZM163 252V253H161ZM165 252V253H164ZM172 252V253H171ZM210 252V253H209ZM227 252V253H226ZM230 252V253H229ZM240 252V255H239ZM248 252V253H247ZM262 252V253H261ZM22 253V254H21ZM70 255H67V254ZM76 253V255H75ZM81 253V254H80ZM84 253V254H83ZM88 253V254H87ZM100 253V254H99ZM106 253V254H105ZM121 253V254H120ZM132 253V254H131ZM139 253V254H138ZM161 253V254H160ZM180 253V254H179ZM190 253V254H189ZM222 253V255H221ZM6 254V255H5ZM60 254V255H59ZM73 254V255H72ZM79 254V255H77ZM97 254V255H96ZM103 254V255H102ZM110 254V255H109ZM113 254V255H112ZM121 256H116V255ZM142 254V255H141ZM148 254V255H147ZM157 254V255H156ZM160 254V255H158ZM201 254V255H200ZM211 254V255H210ZM244 254V255H243ZM247 254V255H245ZM5 255V256H4ZM21 255V256H20ZM24 255V257H23ZM29 255V256H28ZM42 255V256H40ZM50 255V257H49ZM53 255V256H51ZM85 255V257H84ZM137 261H135L134 259ZM139 255V256H138ZM156 255V257H155ZM180 255V256H179ZM185 255V256H184ZM196 255V256H195ZM224 255V256H223ZM27 258H26V257ZM32 256V257H31ZM64 256V257H63ZM69 256V257H67ZM79 256V257H78ZM98 256V257H97ZM102 258H101V257ZM107 256V257H106ZM164 256V257H162ZM174 260H173V258ZM198 256V257H197ZM204 256V257H203ZM239 256V257H237ZM41 257V258H40ZM57 257V258H56ZM60 257V258H59ZM73 257V258H72ZM87 257V258H86ZM89 257V258H88ZM93 257V258H92ZM106 257V258H104ZM118 257V258H116ZM127 257V258H126ZM142 257V258H141ZM176 257V259H175ZM31 258V259H30ZM48 258H50L48 260ZM53 258V259H52ZM65 258V259H64ZM78 258V259H77ZM81 258V259H80ZM94 260H92V259ZM110 258V260H109ZM122 258V259H121ZM147 258V259H146ZM152 258V259H151ZM154 258V259H153ZM182 258V259H181ZM195 258V259H193ZM200 258V259H199ZM202 258H205L206 260H203ZM215 258V261H214ZM223 258V260H222ZM30 259V260H29ZM37 261H36V260ZM41 261H40V260ZM49 261H47V260ZM73 259V260H72ZM90 259V260H89ZM101 259V260H100ZM108 259V260H107ZM139 259V260H138ZM144 259V260H143ZM184 259V260H183ZM193 259V260H192ZM221 259V260H219ZM246 259H248L246 261ZM27 260V261H26ZM35 260V261H34ZM59 260V261H58ZM63 260V261H62ZM81 262H80V261ZM107 262H105V261ZM129 260V261H128ZM132 262H131V261ZM143 260V261H142ZM155 260V261H154ZM188 260V261H187ZM196 260V261H195ZM201 260V261H199ZM251 260V263H250ZM34 261V262H33ZM39 261V262H38ZM46 261V262H44ZM66 261V262H65ZM84 261V263H83ZM95 261V262H93ZM109 261V262H108ZM111 261V262H110ZM115 262V263H112ZM122 261V262H121ZM150 261V262H149ZM162 261V262H161ZM179 261V263L177 262ZM186 261L188 263H186ZM211 261V262H210ZM218 261V262H217ZM236 261V262H235ZM28 262V263H27ZM57 262V263H56ZM62 262V263H61ZM145 262V263H144ZM177 262V263H176ZM181 262V263H180ZM190 262V263H189ZM197 262V263H195ZM225 262V263H224ZM239 262V263H238ZM4 263V262H3ZM19 263V264H21ZM6 264V263H5Z\"/></svg>", "mask_w": 264, "mask_h": 264}, {"label": "bare ground", "instance_id": "bare-ground-1", "mask_svg": "<svg viewBox=\"0 0 264 264\" xmlns=\"http://www.w3.org/2000/svg\"><path fill=\"white\" fill-rule=\"evenodd\" d=\"M61 1V0H60ZM63 1V0H62ZM96 1V0H95ZM139 1V0H138ZM148 1V0H147ZM187 1V0H186ZM186 1L185 0H178L177 1V5H175V4H170L171 2H169V1H161L159 4H155V5H153V6H151V7H148V12H150V15L152 16V19H153V17H155V18H157L158 20H161V22H163V23H161L160 24V27H159V25L157 24V28L158 29H160V28H163L164 26H165V22H164V19L166 18V17H168V19H169V16H166L165 17V14L167 15L168 13H166V12H168V10L169 11H171V8L173 9V7H176L175 8V10L177 11L178 9L177 8H179L180 10H183L182 11V13H179L178 15H176V18H178V17H181V15H184V16H182L180 19H178V20H176V24L175 23H173V24H175L176 25V30L178 31V35H172L171 37H176L177 39L178 38H187V37H189L190 35H192V34H197L198 32H199V30L203 27V25L204 24H206V22L204 23L202 20H203V17H204V15L203 16H201V18L199 17L198 18V13L200 12H195L194 13V10H189L187 13L188 14H186L185 15V9L186 10H188L186 7H188L187 5H190V4H186ZM192 1V0H191ZM203 1V0H202ZM227 0H224V8H222V10H223V13H224V15H226V18H229V20H230V22H231V24L233 25L232 26V28H233V30H232V32H231V34H230V36H233V37H235V35L236 34H239L240 32V30H243L244 28V24H245V21L242 19V18H240V17H238V16H242V14H241V12H244V11H239V12H237V14L238 15H236V12H235V10L233 9V8H231V7H229L230 5H233L234 3H232V2H226ZM234 1V0H233ZM242 2H243V4H245V6H246V8L244 7V9H245V11H249L247 8H250V5L252 4L249 0H241ZM36 2V1H35ZM44 2V1H43ZM58 2V1H57ZM88 2H89V0H88ZM92 2V1H91ZM105 2H107V1H105ZM116 2V1H115ZM120 2V1H119ZM118 2V3H119ZM173 2V1H172ZM253 2V1H252ZM256 2V1H255ZM263 2V1H262ZM262 2H260L261 4H262ZM33 4H34V2H32ZM40 3V2H39ZM45 3V2H44ZM67 3V2H66ZM65 3V4H66ZM71 3V2H70ZM95 3V2H94ZM110 3H111V1H110ZM196 3V2H195ZM198 3V2H197ZM196 3V4H197ZM221 3V2H220ZM219 3V4H220ZM223 3V2H222ZM237 3V2H236ZM72 4H74V3H72ZM91 4V3H90ZM108 4H109V2H108ZM134 4V3H133ZM141 4H142V2H141ZM204 4V3H203ZM207 4H208V2H207ZM238 4V3H237ZM264 4V3H263ZM25 5V4H24ZM59 5V4H58ZM61 5V4H60ZM75 5V4H74ZM104 5V4H103ZM106 5V4H105ZM119 5V4H118ZM146 5V4H145ZM193 5V4H192ZM192 5H191V7H192ZM195 5V4H194ZM202 5V4H201ZM212 5V4H211ZM257 5V4H256ZM255 5V6H256ZM7 6V5H6ZM5 6V7H6ZM34 6V5H33ZM42 6V5H41ZM64 6H66V5H64ZM76 6V5H75ZM102 6V5H101ZM121 6V5H120ZM136 6V5H135ZM200 6V5H199ZM204 6V5H203ZM219 6V5H218ZM235 6V5H234ZM257 6H259V4L257 5ZM261 6V5H260ZM46 7V6H45ZM61 7V6H60ZM74 7V6H73ZM78 7V6H77ZM103 7V6H102ZM105 7V6H104ZM117 7V6H116ZM129 7V6H128ZM146 7V6H145ZM190 7V6H189ZM196 7V6H195ZM195 7H193V8H195ZM206 7H208V6H206ZM242 7V6H241ZM7 8V7H6ZM72 8V7H71ZM80 8V7H79ZM79 8H77V9H79ZM96 8H98V7H96ZM123 8V7H122ZM132 8V7H131ZM197 8V7H196ZM201 8V7H200ZM199 8V9H200ZM203 8V7H202ZM209 8V7H208ZM214 8V7H213ZM220 8V7H219ZM240 8V7H239ZM57 9H58V7H57ZM67 9V8H66ZM91 9V8H90ZM99 9H101V8H99ZM198 9V8H197ZM197 9H195V10H197ZM212 9V8H211ZM251 9V8H250ZM253 9H255V8H253ZM258 9V8H257ZM29 10V9H28ZM32 10V9H31ZM41 10V9H40ZM61 10H62V8H61ZM86 10V9H85ZM88 10V9H87ZM92 10V9H91ZM96 10V9H95ZM105 10V9H104ZM135 10V9H134ZM261 10H264V7H262L261 8ZM32 11H34V10H32ZM56 11V10H55ZM67 11V10H66ZM74 11V10H73ZM79 11V10H78ZM139 11H141V10H139ZM212 11V10H211ZM255 11V10H254ZM254 11H252V12H254ZM258 11H259V9H258ZM42 12V11H41ZM52 12V11H51ZM61 12V11H60ZM81 12V11H80ZM79 12V13H80ZM93 12V11H92ZM99 12V11H98ZM172 12H174V10H172ZM181 12V11H180ZM249 12H251V11H249ZM251 12V13H252ZM43 13V12H42ZM48 13V12H47ZM56 13V12H55ZM75 13H76V11H75ZM82 13V12H81ZM85 13V12H84ZM142 13V12H141ZM176 13V12H175ZM263 13H264V11H263ZM68 14H70V13H68ZM77 14V13H76ZM75 14V15H76ZM86 14V13H85ZM89 14H90V12H89ZM140 14V13H139ZM170 14V13H169ZM173 14V13H172ZM219 14H220V11H219ZM245 14H248V12L247 13H245ZM258 14V13H257ZM26 15V14H25ZM42 15V14H41ZM50 15V14H49ZM56 15H58V14H56ZM55 15V16H56ZM62 15V14H61ZM72 15H74V14H72ZM100 14H98L97 16H99ZM118 15V14H117ZM143 15V14H142ZM142 15H141V17H142ZM148 15H149V13H148ZM202 15V14H201ZM214 15V14H213ZM30 16V15H29ZM29 16H27V18L29 17ZM31 16H33V15H31ZM53 16V15H52ZM77 16V15H76ZM83 16V15H82ZM90 16V15H89ZM92 16V15H91ZM102 16V15H101ZM146 16V15H145ZM215 16V15H214ZM223 16V15H222ZM221 15H220V17H222ZM258 16H261V15H258ZM42 17V16H41ZM66 17V16H65ZM67 17H68V15H67ZM72 18H74L73 16H71ZM104 17V16H103ZM123 17H125V16H123ZM133 17V16H132ZM148 17V16H147ZM150 17V16H149ZM165 17V18H164ZM247 17V16H246ZM249 17H255L253 14H251V16H249ZM47 18H49V17H47ZM82 19L81 20H84L85 18L84 17H81ZM84 18V19H83ZM91 18V17H90ZM209 18V17H208ZM223 18V17H222ZM261 18H263L264 19V17H261ZM44 19V18H43ZM53 19V18H52ZM51 19V20H52ZM69 19V18H68ZM144 19V18H143ZM147 18H145V20H146ZM162 19H163V21H162ZM167 19V20H168ZM205 19V18H204ZM233 19H235V20H233ZM47 20V19H46ZM72 20V19H71ZM87 20V19H86ZM93 20V19H92ZM148 20V19H147ZM171 20H172V18H171ZM207 20V19H206ZM258 20H259V18H258ZM257 20V21H258ZM42 21V20H41ZM152 21V20H151ZM150 21V22H151ZM11 21H8V24H11L10 23ZM51 22V21H50ZM61 22V21H60ZM70 22V21H69ZM83 22V21H82ZM81 22V23H82ZM89 22H91V19H90V21ZM95 22H97V21H95ZM146 22V21H145ZM173 22V21H172ZM36 23V22H35ZM43 23V22H42ZM85 24H86V26H87V23L86 22H84ZM93 23V22H92ZM156 23V22H155ZM208 24H209V21L207 22ZM212 23V22H211ZM210 23V25H212ZM38 25H39V23H37ZM61 24V23H60ZM71 24V23H70ZM75 24V23H74ZM76 24H77V21H76ZM83 24V23H82ZM96 24V23H95ZM107 24V23H106ZM154 24V23H153ZM167 24V23H166ZM172 23L170 24V25H173ZM250 24H251V26L252 25H257V22H256V20L254 21V20H251L250 21ZM35 25V24H34ZM37 25V26H38ZM53 25V24H52ZM64 25V24H63ZM91 25V24H90ZM89 25V26H90ZM101 25V24H100ZM107 25H109V23L107 24ZM118 25V24H117ZM149 26H150V24H148ZM229 25V24H228ZM260 25H261V23H260ZM31 26V25H30ZM33 26V25H32ZM61 26V25H60ZM59 26V27H60ZM71 26H72V24H71ZM70 26V27H71ZM76 26H79L78 24L76 25ZM99 26V25H98ZM111 26V25H110ZM209 26V25H208ZM258 26V25H257ZM264 26V25H263ZM23 27V26H22ZM67 27V26H66ZM111 27H113V26H111ZM9 28V27H8ZM65 28V27H64ZM68 28V27H67ZM90 28V27H89ZM134 28V27H133ZM174 27H172V29H173ZM174 28V29H175ZM210 28V27H209ZM261 28H263V27H261ZM11 29V28H10ZM53 29V28H52ZM71 29V28H70ZM78 29V28H77ZM84 29V28H83ZM95 29V28H94ZM103 29V28H102ZM145 29H146V27H145ZM152 29V28H151ZM156 29V28H155ZM167 31L169 30V28H168V26H167ZM171 29V30H172ZM223 29V28H222ZM249 29V28H248ZM258 29V28H257ZM24 30V29H23ZM26 30V29H25ZM28 30V29H27ZM31 30V29H30ZM42 30V29H41ZM44 30V29H43ZM106 30V29H105ZM116 30H118V31H120L119 29H117L116 28ZM140 30V29H139ZM150 30V29H149ZM154 30V29H153ZM157 30V29H156ZM161 30V29H160ZM204 30V29H203ZM207 30V29H206ZM250 30V29H249ZM252 30V29H251ZM3 31V30H2ZM29 31V30H28ZM36 31V30H35ZM60 31V30H59ZM70 31V30H69ZM97 31V30H96ZM100 31V30H99ZM107 31V30H106ZM109 31V30H108ZM164 31V30H163ZM173 31H175V30H173ZM244 31V30H243ZM248 31V30H247ZM254 32H256L255 31V29L253 30ZM258 31V30H257ZM21 32V31H20ZM31 32V31H30ZM50 32V31H49ZM55 32V31H54ZM67 32V31H66ZM84 32V31H83ZM102 32V31H101ZM149 32V31H148ZM157 32H158V30H157ZM165 32V31H164ZM169 32H170V30H169ZM184 32V33H183ZM187 32V33H186ZM262 32V31H261ZM25 33V32H24ZM79 33V32H78ZM89 33H90V30H89ZM103 33H105V32H103ZM115 33V32H114ZM139 33V32H138ZM163 33V32H162ZM166 33V32H165ZM186 33V34H185ZM244 33V32H243ZM250 33V32H249ZM260 33V32H259ZM68 34H70V33H68ZM72 34V33H71ZM101 34V33H100ZM159 35L161 34V33H158ZM185 34V35H184ZM8 35V34H7ZM29 35V34H28ZM89 35V34H88ZM90 35H91V33H90ZM116 35V34H115ZM119 35V34H118ZM158 35V36H159ZM227 35H229V34H227ZM249 35V36H248ZM35 36V35H34ZM68 36V35H67ZM70 36V35H69ZM80 36V35H79ZM102 36V35H101ZM120 36V35H119ZM161 36H163V35H161ZM259 36V34H257V33H250V34H244L243 36H242V34H241V38L242 37H244V39L245 38H247V40H249L250 42H247L248 43V45L249 46H251L252 47V45H253V43L256 41V39H257V37ZM20 37V36H19ZM83 37V36H82ZM85 37V36H84ZM108 37V36H107ZM106 37V38H107ZM110 37V36H109ZM156 37V36H155ZM14 37L12 36V39H13ZM17 38V37H16ZM86 38V37H85ZM90 38V37H89ZM96 38H98V36L96 37ZM103 38H105V37H103ZM113 38V37H112ZM162 38H164V37H162ZM232 38V37H231ZM261 38H262V36H261ZM39 39V38H38ZM48 39V38H47ZM60 39V38H59ZM83 39V38H82ZM102 39V38H101ZM116 39V38H115ZM61 40V39H60ZM73 40H74V38H73ZM78 40V42L80 41L79 39H77ZM107 40H109V39H107ZM118 40V39H117ZM263 40V39H262ZM5 41V40H4ZM11 41V40H10ZM44 41V40H43ZM57 41H58V39H57ZM72 41V40H71ZM84 41V40H83ZM92 41V40H91ZM114 41V40H113ZM224 41V40H223ZM7 42V41H6ZM17 42V41H16ZM23 42V41H22ZM67 42H68V40H67ZM86 42V41H85ZM100 42V41H99ZM105 42H107V41H105ZM182 42V41H181ZM195 42V41H194ZM236 42L237 43H240L241 42V39H238V38H236ZM242 42H244V41H242ZM263 42V44H264V40L262 41ZM2 43V42H1ZM10 43V42H9ZM18 43V42H17ZM24 43H26V42H24ZM35 43V42H34ZM73 43V42H72ZM88 43V42H87ZM92 43H93V41H92ZM96 43V42H95ZM111 43V42H110ZM116 43V42H115ZM114 43V44H115ZM123 43V42H122ZM199 43V42H198ZM209 43V42H208ZM216 43H217V41H216ZM4 44H6L5 42H4ZM8 44V43H7ZM6 44V46H9V45H7ZM16 44V43H15ZM14 44V45H15ZM38 44V43H37ZM49 44V43H48ZM57 44H58V42H57ZM71 44V43H70ZM106 44V43H105ZM104 44V45H105ZM197 44V43H196ZM59 45H61V43L59 44ZM65 45V44H64ZM72 45H74V44H72ZM111 45V44H110ZM209 45V44H208ZM207 45V46H208ZM213 45V42H212V44H211V46ZM225 45V44H224ZM232 45V44H231ZM5 46V45H4ZM47 46V45H46ZM55 46H56V44H55ZM77 46V45H76ZM90 46H91V44H90ZM100 46V45H99ZM118 46V45H117ZM178 46L180 47V46H182L181 44H179V42H178ZM189 46H191V45H189ZM205 45H202V47H204ZM229 46V45H228ZM227 46V47H228ZM237 46H242L241 44H238ZM248 46V47H249ZM15 47V46H14ZM39 47V46H38ZM37 47V48H38ZM96 47V46H95ZM98 47V46H97ZM101 47H102V45H101ZM124 47V46H123ZM122 47V48H123ZM188 47V46H187ZM192 47V46H191ZM213 47V46H212ZM254 47V46H253ZM12 48V47H11ZM18 48V47H17ZM58 48V47H57ZM88 48V47H87ZM107 48V47H106ZM118 48V47H117ZM236 48V47H235ZM262 48H264V46L262 47ZM14 49V48H13ZM16 49V48H15ZM54 49V48H53ZM69 49V48H68ZM76 49V48H75ZM78 49V48H77ZM99 49V48H98ZM103 49V48H102ZM211 49V48H210ZM214 49V48H213ZM227 49V48H226ZM243 49V48H242ZM256 49V48H255ZM10 50H12V49H10ZM38 50V49H37ZM57 50V49H56ZM70 50V49H69ZM72 50V49H71ZM84 50V49H83ZM94 50V49H93ZM92 50V51H93ZM122 50V49H121ZM202 50V49H201ZM224 50V49H223ZM223 50H221V51H223ZM234 50V49H233ZM239 51H240V48L238 49ZM248 50V49H247ZM263 50V49H262ZM17 51V50H16ZM15 51V52H16ZM35 51V50H34ZM51 50H49V52H50ZM59 51V50H58ZM89 51H91V49L89 50ZM96 51V50H95ZM107 51V50H106ZM115 51V50H114ZM194 51V50H193ZM198 51V50H197ZM220 51V50H219ZM225 51V50H224ZM223 51V52H224ZM229 51H231V50H229ZM24 52V51H23ZM69 52V51H68ZM67 52V53H68ZM83 52V51H82ZM118 52V51H117ZM120 52V51H119ZM190 52V51H189ZM208 52H210V51H207V53ZM263 52H264V50H263ZM1 53V52H0ZM5 53H7V52H5ZM21 53V52H20ZM19 52L17 53V54H20ZM70 53V52H69ZM68 53V54H69ZM101 53V56L103 57V59L104 60H102V61H100V63H103V65H104V67H105V69H107L104 73L105 74H103V73H99V72H96V71H94V70H88V67L86 66V65H78L77 67H74L73 69H74V72L75 73H79V75L82 77V79L85 77L86 79H88V84L87 85H90L91 87H90V89H89V87H87V85L86 86H79L78 88H77V91H78V93L79 94H74V96H76V98H74V96H71V92H73V91H75L76 89H73L72 88V90L71 91H66V89H70L71 87H70V84H66V81H67V79H66V77L65 76H67V75H70V77H71V72H70V70L69 69H67V70H65V73L66 74H64V75H62L60 78H57V76L56 75H54L53 74V71L55 70H52V71H50L49 73H45V75H44V77H46V78H44V79H41V81L40 82H35L33 79H32V76L31 77H29L28 79H29V84L27 85V91L28 92H31V94H30V99H29V103L27 104V111L25 110L24 112H23V110H21L20 108H17V107H15V102H13L12 100L14 99L13 97H12V95L9 93V89L11 88L12 89V87H8V86H4V81L1 79V77H0V108H2V107H5V106H7V107H9V108H11L12 109V112H11V115H10V117L8 118V120H6V121H4L3 122V126L2 127H0V136H3V135H7L8 134V132H9V128H10V125H11V121L13 120V119H16V120H22L23 122H24V124H25V127H26V129H27V131H26V134H25V136L22 138V139H20V140H18V141H12V143L13 144H15V145H11L10 146V142L9 143H7V144H3V145H0V149L2 150V151H5V150H7L9 147H11V149H14L15 148V151H17L18 149H21L19 152H16V153H20V155L19 156H22L23 155V151H25L26 150V148H31V138H34V137H27V135H30V131H33L34 132V130H35V127H32L31 125L33 124V125H41L40 126V129H41V127L43 126V125H45L46 127H50L49 129H47V131L46 132H43V134H44V136H41V138H42V141H43V144H44V152H45V154H46V159L44 160V161H42V162H40V163H33V162H29V161H24L23 162V167H25V168H27V169H29L30 171H33V173L35 174L36 172L37 173H40V172H43L44 173V175H45V177H46V179H45V181L44 182H42L38 187L37 186H32V187H25L24 185H22V184H20L18 181H16L13 177H11V176H9L8 175V173H7V170H6V168H5V166H4V163L1 161L0 162V171H1V177H2V175H6V176H8V177H10L11 178V180H6V182L8 183H0V186H1V188H3V187H6V186H8V187H10L11 188V190H12V192H14V193H16L15 195L17 196V194L19 195V196H22L23 197V202L27 205V206H29V204H30V201H35L36 202V200H41L42 199V192L44 193H48L50 196H51V194H54V195H57V193L56 192H53L54 190H56L55 188H54V185L56 184V183H58V181H57V178H59V172H60V170H61V168L62 169H65L66 167H68V165L64 162V161H62L61 162V160L64 158V153H62V150H57V151H51L50 149H49V147H48V143H49V140H51L53 137H59V135H57L51 128H56V127H60L59 128V130H62V131H64V129L66 128V129H75V131H77L76 130V128H75V120H76V115L79 113V112H81L82 111V109L83 108H79V106H81V105H83V107H86L85 109H87L88 107H89V105L93 102V101H95L97 98H103L104 100H108V98L111 100V104L109 105V106H107V103L102 107V109L100 110V114L101 115H104V114H106V116L104 117V119L101 121V123L102 124H108V122H109V120H111L112 118H113V116L114 115H119L120 114V112H118V110H122L124 113H128V114H130V116H131V118L132 119H134L136 116L135 115H133L130 111H128V110H123V109H121V108H118V109H113L112 107H113V105L115 104V102H116V99H115V97L113 96V95H111L112 93L111 92H116L115 90H116V86H117V84L119 83V80L117 79V78H119V77H114L112 74H113V72H114V70H116L117 68H119V70H120V68H122V69H124V70H127V66L125 65V64H127V62H128V59L126 58V59H122L121 57H120V55H119V53H118V55H116V56H109V54H104V51H101L100 52ZM109 53H112V52H109ZM182 53V52H181ZM196 53V52H195ZM212 52H210V54H211ZM219 53V52H218ZM222 53V52H221ZM220 53V54H221ZM225 53V52H224ZM259 53V52H258ZM12 54H14V53H12ZM175 54V53H174ZM185 54H186V52H185ZM184 54V55H185ZM188 54V53H187ZM192 54V53H191ZM201 54V53H200ZM210 54H207L208 56L210 55ZM216 54H217V52H216ZM215 54V55H216ZM9 55V54H8ZM33 55V54H32ZM36 55V54H35ZM51 55V54H50ZM60 55V54H59ZM63 55V54H62ZM112 55H113V53H112ZM177 55V54H176ZM207 55H205L206 57L205 58H209L210 59V57H208ZM219 55V54H218ZM228 54H226V56H227ZM22 56V55H21ZM186 56V55H185ZM190 56V55H189ZM221 56V55H220ZM223 57H224V55H222ZM257 56V55H256ZM261 56V55H260ZM263 56V55H262ZM47 57H49V56H47ZM64 57H65V55H64ZM177 57V56H176ZM217 57V56H216ZM222 57V58H223ZM195 58H197V57H194L193 58V60L195 59ZM201 58V57H200ZM221 58V57H220ZM221 58V59H222ZM227 58H228V56H227ZM242 58V57H241ZM47 59V58H46ZM49 59V58H48ZM51 59V58H50ZM52 59H53V57H52ZM58 59V58H57ZM72 59V58H71ZM112 59H113V61H112ZM182 59V58H181ZM181 59H179V60H181ZM186 59H187V57H186ZM185 59V60H186ZM198 59V58H197ZM204 59V58H203ZM206 59V60H207ZM221 59H219V57H218V60H221ZM247 59V58H246ZM258 59V58H257ZM17 60V59H16ZM59 60V59H58ZM76 60V59H75ZM97 60V59H96ZM158 60H159V58H158ZM176 60V59H175ZM178 60V59H177ZM178 60V61H179ZM196 60V59H195ZM211 60V59H210ZM215 60V59H214ZM223 60V59H222ZM222 60H221V62H222ZM225 61H226V59H224ZM239 60H241L240 58H239ZM200 61V60H199ZM209 61V60H208ZM207 61V62H208ZM248 61V60H247ZM247 61H245V62H247ZM49 62V61H48ZM190 62V61H189ZM201 62V61H200ZM205 62V61H204ZM203 62V63H204ZM218 61L216 60V63H217ZM224 62V61H223ZM262 62V61H261ZM89 63V62H88ZM197 63V62H196ZM202 63V64H203ZM213 63V62H212ZM211 63V64H212ZM226 63H227V61H226ZM241 63V62H240ZM248 63V62H247ZM161 64V63H160ZM201 64V63H200ZM218 64V66H219V63H217ZM217 64H216V68L218 67L217 66ZM243 64V63H242ZM262 65H263V63H261ZM88 65V64H87ZM163 65V64H162ZM205 65H207L208 66V63L207 64H205ZM210 65V64H209ZM213 65V64H212ZM232 65V64H231ZM257 65V64H256ZM260 65V64H259ZM58 66V65H57ZM61 66V65H60ZM69 66V65H68ZM182 66H184L183 64H182ZM201 66V65H200ZM243 66V65H242ZM246 66V65H245ZM63 67V66H62ZM99 67V66H98ZM185 67V66H184ZM193 67H194V65H193ZM206 67V66H205ZM226 67H228V66H226ZM253 67V66H252ZM50 68V67H49ZM49 68H43L42 70L43 71H45V72H47V70L49 69ZM182 68V67H181ZM192 68V67H191ZM200 68V67H199ZM198 68V69H199ZM202 68H204V65H203V67ZM208 68V67H207ZM224 68V67H223ZM223 68H221V69H223ZM229 68H230V66H229ZM238 68H239V66H238ZM264 68V67H263ZM8 69V68H7ZM208 69H210V68H208ZM226 69V68H225ZM62 70V69H61ZM124 70H123V72H124ZM144 70V69H143ZM153 69H151L150 71H152ZM183 70V69H182ZM194 70H195V67H194ZM201 68H200V71L199 72H201ZM212 70H213V68H212ZM227 70V69H226ZM226 70H224V72H226ZM229 70V69H228ZM261 70V69H260ZM179 71H180V69H179ZM184 71V70H183ZM211 71V70H210ZM215 71V70H214ZM118 72H120V71H118ZM122 72V73H123ZM154 72V71H153ZM178 72V71H177ZM187 72V71H186ZM194 72H197V71H194ZM224 72H221V73H224ZM251 72V71H250ZM256 72V71H255ZM121 73V74H122ZM124 73H127L126 71L124 72ZM160 73V72H159ZM192 73V72H191ZM190 73V74H191ZM204 75H206V76H202L201 78L203 79V80H205L206 81V86H202L201 88H202V93H201V95H200V98H199V100H201V101H203V102H205V101H208L209 100V102H210V104H206V103H203V102H199V100L197 99V101L196 102H192L193 104H191V105H193L196 109L198 108V109H200V110H198V111H200V113H192L193 111H195V110H193L192 111V109L190 108V107H188V110L186 109V107H185V110H184V112H181V115L180 116H177L178 115V113L175 111V109H173V108H167V112L166 113H164V112H158L157 114H156V116H157V120H158V122L161 124L162 122H164V121H168L169 119H174V121H175V124H177V121L178 120H189V121H191V122H193L192 124H190L189 125V127L188 128H186L182 133H180L179 135H176V138L173 140V142H169V141H167V143H164V144H162L163 146L162 147H159L160 149H157L156 148V144L154 143V142H152V141H149V139L148 138H141V140L140 139H136L134 136H133V129H134V126H132V128L131 129H128V127H126V125H127V123L124 125V127H122L116 134H114L112 137H111V140H113V141H116V142H118L119 143V145L121 146V150H122V152H123V157L121 158V159H119V160H117L116 162H112V163H115L116 164V166H119V168H120V165H122V167H126V166H129L128 164H131V165H133V164H135V161H133L132 159H130L129 161H128V164L127 163H123L124 161H125V159L126 158H130V157H133L134 159H135V156L137 155V154H139V153H144L145 154V159H144V162L143 163H138L137 161H136V163L139 165V167H140V170H141V172H140V174L141 175H146V173H147V171H150L151 172V174L153 175V177L155 178V179H158V180H160L161 178L163 179H165L168 183H170V179H171V174H173L172 172L176 169L177 171H180L181 169L179 168V167H181V166H190V168H191V166L192 165H194L195 164V162H196V159H197V157H199V153H198V151H197V148L199 149V147H201L200 145H202L203 147H208V145L206 144V143H208V140H207V136L208 135H211L212 136V140L211 141H209V142H214V140H215V143L217 144V143H219V142H222L223 144H224V149L227 151V150H230L231 148H235L236 149V155H237V153H239L240 151H249V148L247 147V142L248 141H246L245 139H243V138H241L237 133H236V131L235 132H233L232 134H230V138H224L223 136H221V132H224L225 130H226V128H224V130H222V131H215L216 133H213V129H211V128H209V129H204V128H207V127H205V125L203 124V120L205 121L207 118L206 117H208V116H206V117H204V118H200L201 116H205L204 115V112H201V111H207V112H209V113H213V115H211L213 118H215L216 120H219L220 119V121H222L223 119H224V116L226 115V114H230V113H233V112H235L237 109H241L240 111L238 110L237 112H239V115H238V113L237 114H235L234 115V119H235V122L237 123L238 121V123H240L241 122V124L242 123H245L246 124V122H244V121H250V120H252L253 121V119L256 121H254V123H255V125H256V123H259L260 124V126H263L264 127V82H258V81H255V82H253V80H252V82L253 83H249V84H246L247 85V87H248V89L245 91V90H242L239 94L236 92V90L237 89H234V92H235V94H233V95H236V99H237V101H238V103H236L235 101H232L233 99H235V98H233L232 97V95H231V93L229 92V88L227 89L226 87V90H228V92L230 93V95H228V92L224 89H222L221 90V88H220V90L218 91V94L220 95V94H222V97L221 98H223V100L222 101H220L219 102V100H218V102L219 103H216L217 101H216V98H214V94H216L217 92V87H216V89H213L212 90V85H210V84H207V82L208 83H210L211 82V79H210V76L208 77L207 75L209 74V71L206 69V68H204V70H203V72H202ZM201 73V74H202ZM216 73V72H215ZM56 74H58V73H56ZM100 74H102L101 76H100ZM186 74V73H185ZM196 74V73H195ZM199 74V73H198ZM210 74H212V73H210ZM220 74V73H219ZM226 74V73H225ZM235 74V73H234ZM260 74V73H259ZM130 75V74H129ZM129 75H128V77H129ZM216 75V74H215ZM223 75V74H222ZM238 75V74H237ZM242 75V74H241ZM100 76V77H99ZM126 76V75H125ZM193 76V75H192ZM196 76V75H195ZM200 76V75H199ZM214 76V75H213ZM228 76V75H227ZM43 77V76H42ZM140 77V76H139ZM142 77V76H141ZM167 77V76H166ZM191 77V76H190ZM225 77V76H224ZM237 77V76H236ZM248 77V76H247ZM104 78H107V79H109V81H110V83H111V86H109L108 84H104ZM137 78V77H136ZM149 78V77H148ZM155 78V77H154ZM178 78V77H177ZM219 78H221V77H219ZM218 77L216 78L217 80L219 79ZM230 78V77H229ZM231 78H233V76H231ZM235 78V77H234ZM240 78V77H239ZM261 78L263 79L264 78V73H263V75H261ZM260 78V80H262ZM76 79V78H75ZM123 79V78H122ZM165 79V78H164ZM182 79H183V76H182ZM186 79V78H185ZM191 79V78H190ZM197 79V78H196ZM223 79V78H222ZM249 79V78H248ZM66 80V81H65ZM121 80V79H120ZM135 80V79H134ZM171 80V79H170ZM176 80V79H175ZM179 80H180V78H179ZM214 80V79H213ZM215 81V82H218V81ZM220 80V79H219ZM238 80V79H237ZM37 81V80H36ZM74 81V80H73ZM131 81V80H130ZM138 81V80H137ZM141 81V80H140ZM152 81V80H151ZM189 81V80H188ZM193 81H194V79H193ZM202 81V80H201ZM204 81V82H205ZM227 81V80H226ZM231 81V80H230ZM263 81V80H262ZM68 82V81H67ZM71 82H72V80H71ZM70 82V83H71ZM123 82V81H122ZM128 82V81H127ZM157 82H159L158 80H157ZM170 82V81H169ZM204 82H201L200 83V85L201 84H204ZM247 82V81H246ZM69 83V82H68ZM74 83V82H73ZM162 83V82H161ZM176 83H177V81H176ZM190 83V82H189ZM189 83H187V84H189ZM193 83V82H192ZM199 83V82H198ZM231 83V82H230ZM236 83V82H235ZM245 83V82H244ZM125 84H127V83H125ZM143 84V83H142ZM152 84V83H151ZM156 84V83H155ZM164 84V83H163ZM185 84H186V82H185ZM225 84V83H224ZM240 84V83H239ZM93 85V86H92ZM119 85V84H118ZM158 85H159V83H158ZM161 85V84H160ZM168 85H169V83H168ZM183 85V84H182ZM194 85V84H193ZM226 85V84H225ZM237 85V84H236ZM235 85V86H236ZM64 86H66L65 87V89L63 88ZM134 86V85H133ZM156 86V85H155ZM178 86H180L179 84H178ZM186 86V85H185ZM223 85H221V87H222ZM258 86V87H257ZM125 87V86H124ZM127 87V86H126ZM129 87V86H128ZM150 87V86H149ZM182 87V86H181ZM196 87V86H195ZM208 87V88H207ZM228 87H230V84H229V86ZM233 87V86H232ZM242 87V86H241ZM39 88H44V91H46V92H42V93H45L46 95H38V93H37V91H40L39 90ZM133 88V87H132ZM142 88V87H141ZM154 88V87H153ZM178 88V87H177ZM185 88V87H184ZM190 88H191V86H190ZM224 88V87H223ZM238 88V87H237ZM106 89H109V90H106ZM122 89V88H121ZM147 89V88H146ZM155 89H157V88H155ZM176 89V88H175ZM187 89V88H186ZM195 89V88H194ZM200 89V88H199ZM14 90V89H13ZM55 90L58 92V95H60V96H56L54 93H55ZM120 90V89H119ZM119 90H117L118 92H119ZM166 90H167V88H166ZM172 90V89H171ZM178 90V89H177ZM179 90H180V88H179ZM190 90V89H189ZM216 90V91H215ZM231 90V89H230ZM64 91V92H63ZM88 91V92H87ZM104 91V92H103ZM124 91V90H123ZM123 91H122V93H123ZM163 91V90H162ZM170 91V90H169ZM199 91V93H200V90H198ZM237 91H239V90H237ZM63 92V93H62ZM106 92V93H105ZM108 92V93H107ZM131 92V91H130ZM134 92V91H133ZM138 92V91H137ZM173 92V91H172ZM186 92V91H185ZM214 92H216V93H214ZM77 93V92H76ZM126 93V92H125ZM146 93V92H145ZM153 92H151V94H152ZM170 93V92H169ZM176 93V92H175ZM183 93V92H182ZM192 93V92H191ZM233 93V92H232ZM258 93H259V95H258ZM128 94V93H127ZM126 94V95H127ZM160 94V93H159ZM164 94V93H163ZM174 94V93H173ZM172 94V95H173ZM177 94V93H176ZM175 94V95H176ZM179 94V93H178ZM185 94H187V93H185ZM188 94H189V91H188ZM194 94H196V93H194ZM198 94V93H197ZM85 95V96H84ZM116 95V94H115ZM138 95V94H137ZM82 96H84V97H82ZM145 96V95H144ZM155 96H156V94H155ZM154 96V97H155ZM174 96V95H173ZM177 97H178V95H176ZM191 96H192V94H191ZM133 97V96H132ZM148 97H149V95H148ZM172 97V96H171ZM82 98V99H81ZM134 98V97H133ZM136 98V97H135ZM151 98H152V96H151ZM162 98V97H161ZM122 99V98H121ZM125 99V98H124ZM139 99V98H138ZM166 99V98H165ZM172 99V98H171ZM177 99V98H176ZM186 99V98H185ZM190 99V98H189ZM193 99V98H192ZM155 100V99H154ZM163 100V99H162ZM170 100V99H169ZM173 100V99H172ZM179 100V99H178ZM33 101H35V102H39V103H41V104H43V105H47V104H52V105H61V104H64V105H66L67 106V115L62 119V120H59V121H55V120H49V119H47V118H45V117H43V116H40V115H37V117H36V119H35V121H32V120H30L29 119V115H30V113L32 112V107H31V105H32V103H33ZM75 103V104H73V102ZM142 101V100H141ZM164 101V100H163ZM192 101V100H191ZM194 101H195V99H194ZM146 102H148V101H146ZM160 102V101H159ZM167 102V101H166ZM171 102V101H170ZM174 103H175V101H174ZM180 103V102H179ZM182 103V102H181ZM139 104V103H138ZM145 104V103H144ZM159 104V103H158ZM169 104V103H168ZM216 104H219L220 105V107H219V105H216ZM149 105V104H148ZM148 105H146L147 106V108H148ZM154 105V104H153ZM159 105H161V104H159ZM159 105H157V106H159ZM190 105V106H191ZM211 105H213L214 106V109H212V108H210L211 107ZM120 106V105H119ZM141 106V105H140ZM169 106V105H168ZM237 106H240V107H237ZM132 107V106H131ZM143 107V106H142ZM180 107V106H179ZM77 108H79L80 110L79 111H77L76 109ZM124 108V107H123ZM152 108V107H151ZM159 108V107H158ZM181 108H183L184 109V107H181ZM181 108L179 109V110H181ZM193 108V107H192ZM129 109V108H128ZM217 110H221V112L219 111V113H217ZM153 111V110H152ZM155 111V110H154ZM192 111V112H191ZM27 112H29V114L27 115ZM150 112V111H149ZM191 112V113H190ZM150 113H152V112H150ZM154 113V112H153ZM206 113V112H205ZM223 113V114H222ZM180 114V113H179ZM208 114V113H207ZM228 114V115H229ZM242 114V116L240 117V115ZM149 115V114H148ZM222 115V116H221ZM227 115V116H228ZM245 115V117H243ZM154 116V115H153ZM229 116H231V114L229 115ZM250 117L251 118H253V119H250ZM95 118V117H94ZM145 118V117H144ZM148 118V117H147ZM228 118V117H227ZM226 118V119H227ZM230 118V117H229ZM153 119V118H152ZM232 119V118H231ZM231 119H229V120H231ZM249 119V120H248ZM142 120V119H141ZM212 120V119H211ZM37 121V123L36 124H34L35 122ZM130 121H132L131 119L128 121V122H130ZM151 121V120H150ZM214 121V120H213ZM220 121H218V123L220 122ZM227 121V120H226ZM243 121V122H242ZM252 121H251V123H252ZM169 122V121H168ZM223 122V121H222ZM228 122H230V121H228ZM43 123V124H42ZM154 123H156V122H154ZM153 123V124H154ZM205 124H206V122H204ZM211 123V122H210ZM232 123V122H231ZM230 123V124H231ZM247 123H249L250 124V122H247ZM131 124H133V123H131ZM143 124V123H142ZM145 124V123H144ZM147 124V123H146ZM151 124V123H150ZM157 124V123H156ZM172 124V123H171ZM212 124V123H211ZM210 124V125H211ZM222 124V123H221ZM225 124H227V123H225ZM240 124V125H241ZM149 125V124H148ZM165 125V124H164ZM203 125V126H202ZM210 125H207V126H210ZM239 125V124H238ZM244 125V124H243ZM131 126V125H130ZM144 126V125H143ZM158 126V125H157ZM167 126V125H166ZM176 126V125H175ZM253 125L251 124V127H252ZM149 127V126H148ZM171 127V126H170ZM169 127V128H170ZM231 127V126H230ZM237 127V126H236ZM235 127V128H236ZM241 127V126H240ZM243 127V126H242ZM245 127V126H244ZM161 128V127H160ZM217 128V127H216ZM219 128V127H218ZM246 129H247V132H249L248 130H249V127H245ZM260 128H262V127H260ZM244 129V128H243ZM253 129H254V127H253ZM86 130V133H90V131H92V128L89 126V127H85L84 129H83V131L82 132H84ZM157 130V129H156ZM160 130V129H159ZM173 130V129H172ZM203 130H207V131H205L206 133L204 134V136L199 140L198 138H197V136H198V133H200V131H203ZM219 130H221L220 128H219ZM231 130H232V128H231ZM235 130V129H234ZM240 130H242L241 128H240ZM257 130V129H256ZM261 130V129H260ZM139 131V130H138ZM151 131H152V128H151ZM170 131V130H169ZM228 131H229V129H228ZM245 131V130H244ZM250 131H251V129H250ZM254 131H255V129H254ZM257 131H259V130H257ZM262 131H263V128H262ZM160 132H162V130L160 131ZM167 132V131H166ZM230 132V131H229ZM232 132V131H231ZM252 132V131H251ZM135 133V132H134ZM143 133H144V131H143ZM169 133V132H168ZM170 133H171V131H170ZM192 134V136L191 137H189V134ZM242 133V132H241ZM244 133V132H243ZM242 133V134H243ZM245 133H246V131H245ZM257 133V132H256ZM255 133V134H256ZM260 133V132H259ZM263 133H264V131H263ZM138 134V133H137ZM136 134V135H137ZM149 134H151V133H149ZM153 134V133H152ZM220 134V135H219ZM249 134H251V133H249ZM254 134V133H253ZM97 135V132H95V135L93 136V137H95ZM140 135V134H139ZM148 135V134H147ZM155 135V134H154ZM166 135V134H165ZM188 135V137H189V143H184V145H182V144H178L177 143V139H178V136L180 137V136H182V137H184V136H187ZM223 135H224V133H223ZM248 135V134H247ZM257 135V134H256ZM260 135V134H259ZM263 135V134H262ZM169 136V135H168ZM92 137V138H93ZM246 137V136H245ZM252 137V136H251ZM60 138H63V136L62 137H60ZM91 138V139H92ZM160 138H161V136H160ZM169 138V137H168ZM185 138V137H184ZM187 138V137H186ZM200 138V137H199ZM9 139H11V137H9ZM151 139H153V138H151ZM188 139V138H187ZM261 139V138H260ZM93 140V139H92ZM92 140H85V137L83 136V140L79 143V146L81 147V148H83L84 150H85V152H82V154L85 156V153L88 155L90 152L88 151V145H89V143L92 141ZM154 140V139H153ZM162 140H163V138H162ZM171 140V139H170ZM183 140H185V139H183ZM198 140H199V142H198ZM206 140H207V142H206ZM262 140V139H261ZM62 141H64V140H62ZM164 141V140H163ZM206 143H205V142ZM259 141V140H258ZM257 141V142H258ZM27 142V143H26ZM253 142V141H252ZM73 143H74V145L76 146V140H73ZM135 143H137L138 145H139V147L137 148V149H133V146H134V144ZM157 143V142H156ZM180 143V142H179ZM199 143H200V145H199ZM214 143V144H215ZM17 144V145H16ZM171 144H174V145H176V144H178L176 147H172L171 146ZM211 144V143H210ZM258 144V143H257ZM264 144V143H263ZM160 145V144H159ZM46 146V147H45ZM157 146H158V144H157ZM223 146V145H222ZM260 146V145H259ZM221 147V146H220ZM172 148V149H171ZM251 148V147H250ZM163 149V152H162V154L164 155V157H165V162H166V164H164L163 162H161V161H159L156 157H157V153H159V152H161V150ZM209 149V148H208ZM212 149V148H211ZM68 149H66V151H67ZM72 150V149H71ZM203 150H204V148H203ZM210 151V150H209ZM235 151V150H234ZM251 151V150H250ZM260 152H262V151H260ZM72 153V152H71ZM241 153V152H240ZM245 153V152H244ZM255 153H257V152H255ZM254 153V154H255ZM177 154H178V156L180 157H177ZM208 154H209V152H208ZM225 154V153H224ZM248 154V153H247ZM246 154V155H247ZM67 155V154H66ZM71 155V154H70ZM217 155V154H216ZM229 155H230V153H229ZM256 155V154H255ZM237 156H239V155H237ZM236 156V157H237ZM68 157V156H67ZM75 157V156H74ZM73 157V158H74ZM207 157V156H206ZM220 157H221V159H222V161H224V159H223V155L222 154H220ZM241 157V156H240ZM203 158V157H202ZM209 158V157H208ZM229 158V157H228ZM244 158V157H243ZM243 158H242V160H243ZM264 158V157H263ZM76 159V158H75ZM80 159V158H79ZM233 159V158H232ZM235 159L236 158H234V161H235ZM253 159V158H252ZM237 160H239V159H237ZM248 160V159H247ZM260 160V159H259ZM263 160V159H262ZM261 160V161H262ZM97 162H86L87 163V166L89 167V169L87 168V170H82L81 172L82 173H86V172H88V171H92V172H95V171H99L100 173L102 172V173H104L105 171H108L109 170V166H108V163L110 164L111 162L106 158V156H105V158L104 159H101V160H96ZM121 161H122V163L123 164H121ZM205 161V160H204ZM210 161V160H209ZM245 161V160H244ZM264 161V160H263ZM207 162V161H206ZM210 162H212V163H214L215 164V161H210ZM225 162V161H224ZM231 162V161H230ZM240 162H241V160H240ZM75 163V162H74ZM180 163H181V166H180ZM198 163V162H197ZM232 163V162H231ZM238 163V162H237ZM259 163H261L260 161H259ZM73 164V163H72ZM93 164H95V165H93ZM253 164V163H252ZM75 165V164H74ZM78 165V164H77ZM76 165V166H77ZM83 165V164H82ZM205 165V164H204ZM204 165H203V167H204ZM219 165V164H218ZM253 165H255V164H253ZM259 165V164H258ZM233 166V167H232ZM199 167V166H198ZM220 167H222V165L220 166ZM248 167H249V162L246 164H243V165H227L225 168H217V166H216V169L218 170V171H221V172H224V173H226V175H227V182L223 185V186H220V187H215V186H213L211 183H208V182H205L203 179H201L200 178V182L202 183V184H204V187L203 188H201L200 190H198L200 187L199 186H197V185H187L186 184V187L187 188H189L191 191H198V193H197V195H195V196H198L199 195V192L200 193H203L205 196L208 194V195H210V196H213L215 199H221V198H223V199H226L227 201H228V199L232 196V193H234V191L230 188V189H226L227 188V186H229V183L232 181V182H234V187L235 188H238V190L237 191H239V193H237V194H235V197H236V201H240L241 202V200H243V199H247L248 197H251V199L254 201V202H258V203H260V202H262V200H264V198H263V194H264V177H262V176H259V177H255V172L254 171H252V174H251V176H253L251 179H248V178H246L244 175H243V172L244 171H246L247 169H248ZM255 167V166H254ZM262 167H263V165H262ZM260 168V171H262V169L263 168ZM47 168V169H46ZM128 168V167H127ZM131 168V167H130ZM136 168V167H135ZM163 168H164V170H163ZM82 169V168H81ZM147 169V170H146ZM204 169V168H203ZM116 170V169H115ZM133 172H134V170H132ZM263 171H264V169H263ZM64 172H65V170H64ZM70 171H67V172H65V177H66V180H68L69 178H71V174L69 173ZM98 172V173H99ZM184 172V171H183ZM97 173V172H96ZM129 173V172H128ZM130 173H131V171H130ZM187 173H189V172H187ZM198 173V172H197ZM263 173V172H262ZM63 174V173H62ZM77 174V173H76ZM91 174V173H90ZM107 174V173H106ZM114 174V173H113ZM120 174V173H119ZM202 174H203V170H202ZM260 174V173H259ZM92 175V174H91ZM90 175V176H91ZM123 175V174H122ZM128 175V174H127ZM133 175H135V174H133ZM173 175H176V174H173ZM180 175V174H179ZM104 176V175H103ZM110 176V175H109ZM186 176H188V175H186ZM190 176V175H189ZM202 176V175H201ZM246 176H247V174H246ZM263 176H264V174H263ZM63 177V176H62ZM81 177V176H80ZM92 177V176H91ZM99 177H101V176H99ZM124 177V176H123ZM122 177V178H123ZM131 177V176H130ZM139 177H141V176H139ZM75 178V177H74ZM104 178V177H103ZM102 178V179H103ZM111 178V177H110ZM114 178V177H113ZM147 178H149V177H147ZM180 178V177H179ZM182 178V177H181ZM186 178V177H185ZM79 179V178H78ZM87 179V178H86ZM97 179V178H96ZM106 179H108V178H106ZM190 179V178H189ZM198 179V178H197ZM197 179H196V181H197ZM4 180V179H3ZM65 180V181H66ZM97 180H99V179H97ZM154 180V179H153ZM164 180V181H165ZM179 180V179H178ZM1 181V180H0ZM60 181V180H59ZM69 181V180H68ZM84 182H85V180H83ZM106 181V180H105ZM117 181V180H116ZM135 181V180H134ZM163 181V182H164ZM173 181V180H172ZM180 181V183H181V180H179ZM4 182V181H3ZM67 182V181H66ZM65 182V183H66ZM127 182H128V180H127ZM149 182V181H148ZM184 181H182V183H183ZM186 182V181H185ZM192 182H194V181H192ZM69 183V182H68ZM72 183V182H71ZM70 183V184H71ZM82 183V182H81ZM103 183H105V182H103ZM106 183H108V182H106ZM119 183V182H118ZM142 183V182H141ZM74 184V183H73ZM86 184H87V182H86ZM143 184V183H142ZM154 184V183H153ZM167 184V183H166ZM176 184V183H175ZM178 184V183H177ZM188 184H190V183H188ZM241 184H242V186H241ZM61 185V184H60ZM67 185V184H66ZM69 185V184H68ZM88 185V184H87ZM86 185V186H87ZM96 185V184H95ZM128 185V184H127ZM130 185V184H129ZM144 185V184H143ZM151 185V184H150ZM59 186V185H58ZM65 186V185H64ZM82 186V185H81ZM100 186V185H99ZM145 186H147V185H145ZM202 186V185H201ZM69 187H71V186H69ZM77 187V186H76ZM107 187V186H106ZM115 187V186H114ZM117 187H119V186H117ZM124 187H126L125 185H124ZM133 186H131V188H132ZM141 186H139V188H140ZM153 187V186H152ZM158 187V186H157ZM171 187V186H170ZM175 187V186H174ZM180 187V186H179ZM179 187L177 186V189L176 188H173L174 189V192L176 193V194H180L183 198H187L188 197V195H187V193H185L184 191H186V188H182L181 190L179 189ZM61 188V187H60ZM65 188H67V187H65ZM74 188V187H73ZM92 188V187H91ZM90 188V189H91ZM96 188V187H95ZM110 188V187H109ZM120 188H121V185H120ZM63 189V191H64V187L62 188ZM67 189H69V188H67ZM76 189H78V188H76ZM94 189V188H93ZM92 189V190H93ZM104 189V188H103ZM123 189V188H122ZM136 189V188H135ZM169 189V188H168ZM171 189V188H170ZM169 189V190H170ZM9 190V189H8ZM7 190V191H8ZM74 190V189H73ZM107 190V189H106ZM130 190V189H129ZM148 191H153L152 190V188H148L147 189ZM156 190V189H155ZM162 190V189H161ZM160 190V191H161ZM206 190V191H205ZM1 191V190H0ZM84 191H86V190H84ZM109 191H110V189H109ZM171 191V190H170ZM170 191H168V192H170ZM190 191V192H191ZM66 192H68L67 193V195H69V196H72V195H74V192L72 193V194H70V192H69V190H66ZM89 192V191H88ZM90 192H91V190H90ZM89 192V193H90ZM98 192V191H97ZM118 192V191H117ZM132 192V191H131ZM135 192H136V190H135ZM138 192V191H137ZM145 192V191H144ZM8 193V192H7ZM76 193V192H75ZM92 193V192H91ZM111 193V192H110ZM130 193V192H129ZM139 193V192H138ZM141 193V192H140ZM163 193V192H162ZM78 194H82V191H81V189L79 190V191H77V196H78ZM109 194V193H108ZM122 194H124V193H122ZM134 194V193H133ZM148 194V193H147ZM151 194V193H150ZM164 194V193H163ZM166 194V193H165ZM188 194H189V196H191V193H189L188 192ZM3 196L5 195V194H2ZM11 195V194H10ZM87 195V194H86ZM85 195V196H86ZM100 195V194H99ZM126 195V194H125ZM139 195V194H138ZM155 195V194H154ZM159 195V194H158ZM13 196V195H12ZM46 196V195H45ZM62 196V195H61ZM84 196V197H85ZM96 196V195H95ZM102 196V195H101ZM120 197H121V195H119ZM131 196V195H130ZM137 196V195H136ZM143 196H145V195H143ZM150 196V195H149ZM166 196V195H165ZM58 197V196H57ZM59 197H60V195H59ZM83 197V196H82ZM115 197H117V196H115ZM123 197V196H122ZM142 197V196H141ZM147 197V196H146ZM145 197V198H146ZM152 197V196H151ZM162 197V196H161ZM160 197V198H161ZM173 197V196H172ZM177 197V196H176ZM194 197V196H193ZM7 198V197H6ZM12 198H14V196L12 197ZM46 198V197H45ZM64 198V197H63ZM66 198V197H65ZM77 198H79V196L77 197ZM87 198V197H86ZM96 198V197H95ZM94 198V199H95ZM107 198V197H106ZM124 198V197H123ZM126 198V197H125ZM128 198H129V196H128ZM134 198V197H133ZM144 198V199H145ZM175 198V197H174ZM199 198V197H198ZM3 199V198H2ZM20 199V198H19ZM18 199V200H19ZM44 199V198H43ZM48 199V198H47ZM52 199H54V198H52ZM68 200L66 201L65 200V206L66 207H68V208H72L74 205L76 206V205H78V206H80L81 207V205L80 204H77V203H75V202H73L72 201V199H70V198H67ZM83 199V198H82ZM101 199H102V197H101ZM112 199V198H111ZM118 199V198H117ZM151 199V198H150ZM167 199H168V196H167ZM167 199H166V203H167ZM191 199V198H190ZM193 199V198H192ZM210 199V198H209ZM208 199V200H209ZM215 199H212V201L213 202H216L215 201ZM14 200V199H13ZM17 199H16V201H18ZM21 200V199H20ZM55 200H56V198H55ZM55 200H53V201H55ZM61 200V199H60ZM80 200V199H79ZM85 200V199H84ZM83 200V201H84ZM119 200V199H118ZM121 200V199H120ZM152 200V199H151ZM156 200H157V198H156ZM160 200V199H159ZM198 200V199H197ZM201 200V199H200ZM9 201V200H8ZM51 201V200H50ZM50 201H48V203H51ZM76 201V200H75ZM92 201H93V199H92ZM96 201H97V199H96ZM98 201H99V199H98ZM104 201V200H103ZM124 201V200H123ZM148 200L146 199V202H147ZM161 201V200H160ZM169 201V200H168ZM184 201L185 200H182V203H184ZM205 201V200H204ZM235 201V200H234ZM12 202V201H11ZM15 202V201H14ZM46 202H47V200H46ZM62 202V201H61ZM132 202V201H131ZM158 202V201H157ZM170 202H172V201H170ZM176 202V201H175ZM178 202V201H177ZM180 202V201H179ZM188 202H189V200H188ZM220 202V204H221V206L223 205L224 206V210H229L231 207H232V205H231V201H228V202H226V201H223V200H221V201H219ZM249 202V201H248ZM23 203V204H24ZM43 203V202H42ZM48 203H46V204H48ZM79 203V202H78ZM85 203V202H84ZM83 203V204H84ZM114 203V202H113ZM118 203V202H117ZM121 203V202H120ZM126 203V202H125ZM145 203V202H144ZM190 203V202H189ZM194 203V202H193ZM204 203H206V202H204ZM225 203H227V206H226V204ZM257 203V204H258ZM8 204V203H7ZM9 204H11V203H9ZM20 204V203H19ZM19 204H18V206H19ZM91 204V203H90ZM122 204H124V202L122 203ZM132 204V203H131ZM148 204V203H147ZM150 204V203H149ZM158 204V203H157ZM161 204V203H160ZM159 204V205H160ZM165 203H163V205H164ZM199 204V203H198ZM201 204V203H200ZM202 204H203V202H202ZM214 204V203H213ZM217 204V203H216ZM246 204V203H245ZM261 204V203H260ZM1 205V204H0ZM13 205V204H12ZM43 205V204H42ZM41 205V206H42ZM52 205V204H51ZM55 205V204H54ZM60 205V204H59ZM64 205V204H63ZM113 205V204H112ZM128 205H130V204H128ZM128 205H126V206H128ZM136 205V204H135ZM140 205V204H139ZM142 205V204H141ZM155 205V204H154ZM188 205V204H187ZM212 205V204H211ZM230 205V206H229ZM237 205V204H236ZM242 205V204H241ZM6 206V205H5ZM9 206V205H8ZM15 206V205H14ZM37 206V205H36ZM39 206V205H38ZM40 206V207H41ZM142 206H144V205H142ZM145 206H146V204H145ZM157 206V205H156ZM196 206V205H195ZM198 206V205H197ZM235 206V205H234ZM252 206V205H251ZM1 207V206H0ZM2 207H3V205H2ZM43 207V206H42ZM53 207V206H52ZM92 207V206H91ZM91 207H90V209H91ZM94 207H97V206H95L94 205ZM116 207V206H115ZM132 207V206H131ZM140 207V206H139ZM153 207H155V206H153ZM169 207H171V204L169 205ZM243 207V206H242ZM245 207V206H244ZM246 207H247V205H246ZM6 208V207H5ZM9 208V207H8ZM25 208V207H24ZM27 208H29V207H27ZM44 208V207H43ZM98 208V207H97ZM104 208H105V206H104ZM110 208H111V204H110ZM109 208V209H110ZM118 208V207H117ZM126 208V207H125ZM151 208H152V206H151ZM193 208V207H192ZM201 208V207H200ZM210 208V207H209ZM238 208V207H237ZM256 208H257V205H256ZM3 209V208H2ZM16 209V208H15ZM63 209V208H62ZM61 209V210H62ZM106 209V208H105ZM112 209H115V208H112ZM120 209H121V206H120ZM144 209V208H143ZM146 209V208H145ZM147 209H149V208H147ZM153 209V208H152ZM161 209V208H160ZM186 209V208H185ZM208 209V208H207ZM211 209H213V208H211ZM1 210V209H0ZM4 210V209H3ZM7 210V209H6ZM18 210H19V208H18ZM38 210V209H37ZM48 210V209H47ZM57 210H59L60 211V209L58 208ZM73 210H75V209H73ZM72 210V211H73ZM94 210V212H95V209H93ZM165 210H168V208L165 206ZM175 210V209H174ZM178 210H180V209H178ZM189 210V209H188ZM239 210V209H238ZM258 210H260L259 212H261V213H263V215H264V209H262V206L260 205L259 206V208H258ZM11 211H12V209H11ZM17 210H15V212H16ZM21 211V210H20ZM45 211V210H44ZM84 211V210H83ZM101 211V210H100ZM110 210H108V212H109ZM115 211H116V209H115ZM119 211V210H118ZM131 211V210H130ZM153 211V210H152ZM161 211V210H160ZM160 211H158V212H160ZM183 211H184V209H183ZM204 211H206V210H204ZM230 211V210H229ZM30 212H33V211H30ZM46 212V211H45ZM48 212V211H47ZM63 212V211H62ZM71 212V211H70ZM78 213L80 212V211H77ZM108 212H107V214H108ZM142 212V211H141ZM155 212V211H154ZM162 212V211H161ZM176 212H177V210H176ZM195 212H196V210H195ZM212 212V211H211ZM10 213H12L13 214V211L12 212H10ZM37 213H39V212H37ZM67 214L69 213V212H66ZM104 213V212H103ZM111 213V212H110ZM114 213V212H113ZM126 213V212H125ZM137 213V212H136ZM179 213H182V212H179ZM21 214V213H20ZM36 214V213H35ZM117 214V213H116ZM123 214V213H122ZM182 214H184V213H182ZM194 214V213H193ZM197 214H198V212H197ZM197 214H195L196 216H197ZM201 214V213H200ZM205 214V213H204ZM213 214V213H212ZM237 214V213H236ZM249 214V213H248ZM23 215H25V214H23ZM44 215V214H43ZM70 215V214H69ZM73 215V214H72ZM85 215V214H84ZM92 215H93V213H92ZM100 215V214H99ZM113 215V214H112ZM151 215V214H150ZM154 216H155V214H153ZM172 216H173V214H171ZM174 215H177V214H175L174 213ZM185 215V214H184ZM187 215V214H186ZM211 215V214H210ZM234 215V214H233ZM242 215V214H241ZM254 215V214H253ZM3 216V215H2ZM35 216V215H34ZM53 216H55V215H53ZM74 216H76V215H74ZM101 216V215H100ZM99 216V217H100ZM126 216V215H125ZM133 216H135V215H133ZM132 216V217H133ZM142 216V215H141ZM258 216V215H257ZM6 217V216H5ZM24 217V216H23ZM76 217H78V216H76ZM75 217V218H76ZM87 217V216H86ZM89 217V216H88ZM87 217V218H88ZM91 217V216H90ZM95 217V216H94ZM98 217V218H99ZM113 217V216H112ZM124 217V216H123ZM144 217H146V216H144ZM143 217V218H144ZM152 217V216H151ZM179 218H180V216H178ZM260 217V216H259ZM262 217V216H261ZM8 218V217H7ZM19 219H20V217H18ZM26 218V217H25ZM27 218H28V220L30 219H33L29 214H27ZM35 218V217H34ZM37 218V217H36ZM39 218V217H38ZM43 218V217H42ZM47 218H48V216H47ZM66 218H68L67 216L65 217V219ZM71 218V217H70ZM114 218H117V216L116 217H114ZM119 218V217H118ZM126 218V217H125ZM125 218H123V219H125ZM136 218V217H135ZM169 218V217H168ZM173 218V217H172ZM177 218V217H176ZM175 218V219H176ZM186 218V217H185ZM200 218V217H199ZM209 218H212V217H209ZM226 218V221H228V217H225V214H223V217L221 218V217H219L218 216V220H220V222L222 223V224H220V227H221V231L222 232H228V231H226L225 229H224V222L225 221H223L222 219H225ZM239 218V217H238ZM264 218V217H263ZM18 219V220H19ZM52 219V218H51ZM58 219H59V215H58ZM69 219V218H68ZM67 219V220H68ZM73 219V218H72ZM77 219V218H76ZM94 219V218H93ZM101 219V218H100ZM111 219V218H110ZM137 219H138V217H137ZM159 219V218H158ZM171 219V218H170ZM183 219V218H182ZM233 219V218H232ZM13 220V219H12ZM24 220V219H23ZM34 220V219H33ZM86 220V218H84V221ZM99 220V219H98ZM104 220V219H103ZM113 220V219H112ZM111 220V221H112ZM118 220V219H117ZM120 220H121V218H120ZM119 220V221H120ZM127 220H128V218H127ZM132 220V219H131ZM211 220H213V219H211ZM240 220H242V219H240ZM16 221L17 220H15V221H12V222H10V223H12V225L10 226V224H7L8 223V221L6 220V222L5 221H3V218H2V221H0V229H3V231H0V239H1V242H2V240L4 241V243L6 244V246L9 248V246L11 245V243L12 242H8V238H12V237H14L13 235L11 236L10 234H9V231H11V232H20L21 230H22V228H23V226H26L25 224H23V223H20V221L18 222V223H16ZM47 221V220H46ZM49 222H50V220H48ZM53 221V220H52ZM74 221H76V220H74ZM80 221H81V219H80ZM95 221V220H94ZM151 221V220H150ZM155 221V220H154ZM166 221H168V220H166ZM178 221H179V219H178ZM202 221V220H201ZM230 221V220H229ZM228 221V222H229ZM233 221V220H232ZM251 221V220H250ZM255 221V220H254ZM259 221V220H258ZM258 221H257V223H258ZM64 222H66V220L64 221ZM87 221H85V223H86ZM97 222V221H96ZM107 222V221H106ZM162 222V221H161ZM177 222V221H176ZM181 222V221H180ZM187 222V221H186ZM192 222V221H191ZM212 222V221H211ZM227 222V223H228ZM247 222H248V219H247ZM256 222V221H255ZM264 222V221H263ZM262 222V223H263ZM32 223H34V222H32ZM67 223V222H66ZM100 223H101V220H100ZM109 223H110V221H109ZM114 223V222H113ZM126 223V222H125ZM131 223V222H130ZM144 223V222H143ZM146 223V222H145ZM151 223V222H150ZM167 223V222H166ZM230 223V222H229ZM16 224H20V225H16ZM40 224V223H39ZM45 225H46V223H44ZM133 224H135V223H133ZM157 224V223H156ZM181 224V223H180ZM183 224H184V222H183ZM187 224V223H186ZM186 224L185 225H181V226H186ZM208 224V223H207ZM213 224V223H212ZM247 224V223H246ZM251 224V223H250ZM255 224V223H254ZM31 225V224H30ZM61 225V224H60ZM59 225V226H60ZM71 225V224H70ZM83 224H81V226H82ZM89 225V224H88ZM95 225H96V223H95ZM103 225V224H102ZM107 225V224H106ZM112 225V224H111ZM147 225V224H146ZM188 225V224H187ZM190 225V224H189ZM239 225H241V224H239ZM261 225V224H260ZM263 225V224H262ZM261 225V226H262ZM29 226V225H28ZM27 226V227H28ZM37 226V225H36ZM42 226H44V225H42L41 224V227ZM68 226V225H67ZM115 226V225H114ZM116 226H117V224H116ZM120 226H121V224H120ZM125 226V225H124ZM133 226V225H132ZM135 226H137V225H135ZM151 226V225H150ZM202 226V225H201ZM50 227V226H49ZM52 227V226H51ZM61 227V226H60ZM84 227H85V225H84ZM92 227V226H91ZM107 227H109L110 228V226H107ZM118 227V226H117ZM127 227H129V225L127 226ZM126 227V228H127ZM143 227V226H142ZM146 227V226H145ZM144 227V228H145ZM162 227V226H161ZM166 227H167V225H166ZM245 227V226H244ZM248 227H249V225H248ZM26 228V227H25ZM54 228H56V227H54ZM58 228V227H57ZM85 228H87V227H85ZM103 228V226H101V229ZM122 228H123V226H122ZM151 228H152V226H151ZM155 228V227H154ZM179 229H181L180 227H178ZM184 228V227H183ZM190 228H193L192 226H190ZM197 228H198V226H197ZM209 228V227H208ZM249 228H251V227H249ZM29 230H30V228H28ZM32 229V228H31ZM47 229V228H46ZM50 229V228H49ZM88 229V228H87ZM90 229V228H89ZM98 229V228H97ZM125 229V228H124ZM131 229V228H130ZM134 229V228H133ZM136 229V228H135ZM158 229V228H157ZM170 230H172L171 228H169ZM188 229V228H187ZM194 230H191L195 235H196V233L198 232L195 228H193ZM201 229V231L199 232L201 235H205L204 233H208L209 235H217V231H216V227H214L213 229H206V230H203V229H205L204 228V226L202 227V228H200ZM231 229V228H230ZM238 229V228H237ZM246 229V228H245ZM244 229V230H245ZM38 230H39V228H38ZM78 230V229H77ZM109 230V229H108ZM119 230V229H118ZM123 230V229H122ZM126 230V229H125ZM142 230V229H141ZM159 230V229H158ZM161 230V229H160ZM159 230V231H160ZM183 230V229H182ZM26 231H27V229H26ZM46 231V230H45ZM51 231H54V230H51ZM82 231V230H81ZM93 231V230H92ZM92 231H90V232H92ZM138 231V230H137ZM152 231H154V230H152ZM157 231V230H156ZM163 231V230H162ZM174 231V230H173ZM197 231V232H196ZM249 231V230H248ZM251 231H252V229H251ZM255 231V230H254ZM32 232V231H31ZM35 232V231H34ZM33 232V233H34ZM37 232H39V231H37ZM75 232V231H74ZM80 232V231H79ZM83 232V231H82ZM86 232H87V230H86ZM111 232V231H110ZM165 232V231H164ZM172 232V231H171ZM177 232V231H176ZM180 232V231H179ZM182 232V231H181ZM181 232H180V234H181ZM233 232V231H232ZM239 232H241V230H239ZM245 232H247V231H245ZM26 233V232H25ZM33 233H31L32 235H33ZM36 233V232H35ZM100 233V232H99ZM121 233H122V231H121ZM127 233V232H126ZM132 233V232H131ZM136 233V232H135ZM138 233V232H137ZM136 233V234H137ZM170 233V232H169ZM175 233V232H174ZM174 233H172V234H174ZM185 233V232H184ZM220 233V232H219ZM259 233V232H258ZM30 234V233H29ZM56 234H58L57 232H56ZM83 234V233H82ZM92 234V233H91ZM98 234V233H97ZM120 234V233H119ZM118 234V235H119ZM133 234V233H132ZM144 234H145V230H144ZM162 234V233H161ZM179 234V233H178ZM179 234V235H180ZM229 234V233H228ZM251 234H253V233H251ZM256 234V233H255ZM36 235H38L39 236V234H34V236H36ZM46 235V234H45ZM68 235H70V234H68ZM77 235H79V234H77ZM85 234H83V236H84ZM88 235V234H87ZM90 235V234H89ZM99 235V234H98ZM102 235H104V233L102 234ZM118 235H116V236H118ZM123 235V234H122ZM131 235V234H130ZM138 235V234H137ZM139 235H141V234H139ZM159 235V234H158ZM171 235V234H170ZM177 235V234H176ZM175 235V236H176ZM190 235H192L191 233H189L188 234V236H190ZM200 235V236H201ZM232 235V234H231ZM242 235V234H241ZM25 236H26V234H25ZM66 236V235H65ZM74 236V235H73ZM76 236V235H75ZM82 236V235H81ZM93 236V235H92ZM91 236V237H92ZM99 236H101V235H99ZM111 236V235H110ZM120 236V235H119ZM125 236H126V234H125ZM132 237H133V239H134V236L133 235H131ZM150 236V235H149ZM153 236V235H152ZM198 236V235H197ZM16 237V236H15ZM33 237V236H32ZM59 237V236H58ZM69 237H71V236H69ZM68 237V238H69ZM78 237V236H77ZM80 237V236H79ZM85 237V236H84ZM84 237H82V239H84ZM87 237V236H86ZM85 237V238H86ZM103 237H105V235L103 236ZM127 237V236H126ZM129 237V236H128ZM127 237V238H128ZM141 237V236H140ZM165 237V236H164ZM170 237V239H171V237L172 236H169ZM180 237V236H179ZM203 237V236H202ZM208 237V236H207ZM235 237V236H234ZM240 237V236H239ZM248 237V236H247ZM20 238H21V235H17V239L18 240H20ZM35 238H37V237H35ZM57 238V237H56ZM65 238V237H64ZM97 238H99V237H97ZM106 238V237H105ZM120 238V237H119ZM124 238V237H123ZM139 238V237H138ZM152 238V237H151ZM162 238V237H161ZM160 238V239H161ZM167 238V237H166ZM177 238V237H176ZM185 238V237H184ZM195 238V237H194ZM198 238V237H197ZM38 239V238H37ZM66 239V238H65ZM70 239V238H69ZM81 239V240H82ZM94 239V238H93ZM116 239V238H115ZM146 239V238H145ZM158 239V238H157ZM15 240V239H14ZM53 240V239H52ZM60 240V239H59ZM64 240V239H63ZM80 240V241H81ZM96 240V239H95ZM113 240V239H112ZM112 240H111V242H112ZM126 240V239H125ZM127 240H129V239H127ZM131 240V239H130ZM178 240V239H177ZM206 240H208V239H206ZM213 240H215V239H213ZM259 240V239H258ZM39 241H42V240H39ZM50 241V240H49ZM48 241V242H49ZM65 241V240H64ZM84 241V240H83ZM89 241V240H88ZM118 241V240H117ZM139 241V240H138ZM146 241V240H145ZM158 241V240H157ZM170 241V240H169ZM182 241L184 242V244L186 245V246H191V247H193V248H201V250H210L211 249V243H210V241H205V244L203 243V242H201L199 239H195V246L193 245L194 243H187L186 242V240H184V239H182ZM229 241H231V242H234V239H232V238H229V237H227V238H225V240H224V242L225 243H228ZM55 242H56V240H55ZM57 242H58V240H57ZM70 242H71V239H70ZM69 242V243H70ZM73 242H75V239H74V241ZM86 242V241H85ZM95 242V241H94ZM97 242V241H96ZM119 242V241H118ZM121 242V241H120ZM152 242H154V240L152 241ZM161 242V241H160ZM162 242L164 243V240L162 239ZM222 242V241H221ZM236 242H238V241H236ZM3 243V242H2ZM3 243V244H4ZM20 243V242H19ZM21 243L22 244H24V245H27V247H30V245H31V247L32 246H35V245H38V243H36V242H34L31 238H25V239H22V241H21ZM40 243V242H39ZM50 243H52V242H50ZM90 243H92V242H90ZM126 243H128V242H126ZM145 243V242H144ZM173 243V242H172ZM175 243V242H174ZM177 243V242H176ZM214 243V242H213ZM215 243H216V241H215ZM224 243V245H225V247H227V250H229V249H231L232 251V253L234 254V255H231V257H230V261H228V263L229 264H232L233 262H232V260H234V256L235 255H237V251L239 250V249H241L242 247L244 248V246H245V243H241L240 244V242L238 243V244H230V245H226ZM263 243V242H262ZM45 244V243H44ZM53 244H54V242H53ZM71 244V243H70ZM73 244V243H72ZM75 244V243H74ZM81 244V243H80ZM131 245H132V243H130ZM140 244V243H139ZM138 244V242H137V245H139ZM142 244H143V241H142ZM153 244V243H152ZM254 244V243H253ZM15 245H17V244H15ZM19 245V244H18ZM50 245V244H49ZM76 245V244H75ZM86 245H87V243H86ZM97 245V244H96ZM151 245V244H150ZM213 245V244H212ZM222 245V244H221ZM2 246V245H1ZM23 246V245H22ZM44 246V245H43ZM73 246V245H72ZM71 246V247H72ZM85 246V245H84ZM88 246V245H87ZM90 246V245H89ZM108 246V245H107ZM110 246V245H109ZM127 246V245H126ZM125 246V247H126ZM142 246V245H141ZM162 246V245H161ZM160 246V247H161ZM177 246V245H176ZM181 246V245H180ZM220 246V245H219ZM3 247V246H2ZM1 247V248H2ZM5 247V246H4ZM7 247H6V249H7ZM14 247V246H13ZM17 247H19V246H17ZM59 247V246H58ZM67 247V246H66ZM65 247V248H66ZM78 247H79V245H78ZM82 247V246H81ZM80 247V248H81ZM91 247H92V244H91ZM97 247H99V246H97ZM103 247H105V246H103ZM102 247V248H103ZM119 247V246H118ZM117 247V248H118ZM121 247H124V246H121ZM129 247V246H128ZM134 247V245H132V248ZM153 247V246H152ZM151 247V248H152ZM169 247H170V245H169ZM174 247V246H173ZM248 247V246H247ZM0 248V249H1ZM10 248H11V246H10ZM20 248V247H19ZM38 248V247H37ZM42 248V247H41ZM64 248V247H63ZM69 248H70V245H69ZM76 248V247H75ZM75 248H73V249H75ZM86 248V247H85ZM88 248H90V247H88ZM95 248H96V246H95ZM117 248H115V249H117ZM138 248V247H137ZM142 248H143V246H142ZM155 248V247H154ZM159 248V247H158ZM157 248V249H158ZM223 248V247H222ZM250 248V247H249ZM5 248H3V250H4ZM22 249V248H21ZM27 249V248H26ZM31 249V248H30ZM35 249H36V247H35ZM55 249V248H54ZM77 249V248H76ZM94 249V248H93ZM107 249V248H106ZM105 249V250H106ZM127 249V248H126ZM140 249V248H139ZM153 249V248H152ZM171 249V248H170ZM170 249H168L169 251H170ZM173 249H175V248H173ZM180 249V248H179ZM185 249V248H184ZM213 249V248H212ZM248 249V248H247ZM259 249V248H258ZM3 250H2V252H3ZM16 250V249H15ZM14 250V251H15ZM25 250V249H24ZM32 250V249H31ZM31 250H27L28 252L30 251L31 252ZM38 250V249H37ZM37 250H34V251H37ZM70 250V249H69ZM81 250H83V248L81 249ZM97 250V249H96ZM112 250V249H111ZM114 250V249H113ZM145 250V249H144ZM149 250V249H148ZM155 250V249H154ZM164 250V249H163ZM167 250V251H168ZM181 250H182V248H181ZM191 250V249H190ZM193 250V249H192ZM200 250V251H201ZM245 250V249H244ZM6 251V250H5ZM4 251V252H5ZM67 251H68V248H67ZM72 251H75V250H72ZM99 251V250H98ZM118 251V250H117ZM127 251H129V250H127ZM131 251V250H130ZM146 251V250H145ZM167 251H165L166 253H167ZM196 251V250H195ZM217 251V250H216ZM253 251V250H252ZM3 252V253H4ZM17 252H19V251H17ZM21 252V251H20ZM33 252V251H32ZM51 252V251H50ZM49 252V253H50ZM52 252H53V250H52ZM61 252H62V250H61ZM79 252V251H78ZM77 252V253H78ZM118 252H120V251H118ZM122 252H125L126 253V251H122ZM151 252V251H150ZM164 252V253H165ZM187 252V251H186ZM189 252V251H188ZM251 252V251H250ZM256 252V251H255ZM7 253V252H6ZM9 253V252H8ZM24 253V252H23ZM26 253V252H25ZM55 252H53V254H54ZM72 253V252H71ZM88 253H90V252H88ZM87 253V254H88ZM94 253V252H93ZM97 253V252H96ZM161 253H163V252H161ZM160 253V254H161ZM172 253V252H171ZM173 253H174V250H173ZM210 253V252H209ZM227 253V252H226ZM230 253V252H229ZM248 253V252H247ZM257 253V252H256ZM262 253V252H261ZM264 253V252H263ZM12 254H14V252H13V249L12 250H10V255L8 254V256H5V257H3V258H0V264H9L10 263V260H8L9 259V257H11L10 259H12L13 257H14V255H12ZM22 254V253H21ZM81 254V253H80ZM84 254V253H83ZM90 254H92V253H90ZM95 254V253H94ZM100 254V253H99ZM106 254V253H105ZM121 254V253H120ZM132 254V253H131ZM139 254V253H138ZM153 254H154V252H153ZM160 254H158V255H160ZM180 254V253H179ZM190 254V253H189ZM60 255V254H59ZM67 255H70L69 253L67 254ZM73 255V254H72ZM75 255H76V253H75ZM77 255H79V254H77ZM93 255V254H92ZM97 255V254H96ZM103 255V254H102ZM110 255V254H109ZM113 255V254H112ZM142 255V254H141ZM148 255V254H147ZM157 255V254H156ZM156 255H155V257H156ZM201 255V254H200ZM211 255V254H210ZM221 255H222V253H221ZM239 255H240V252H239ZM244 255V254H243ZM245 255H247V254H245ZM0 256H3V255H0ZM21 256V255H20ZM29 256V255H28ZM40 256H42V255H40ZM51 256H53V255H51ZM80 256V255H79ZM78 256V257H79ZM116 256H121V255H116ZM132 256H134V255H132ZM139 256V255H138ZM180 256V255H179ZM185 256V255H184ZM196 256V255H195ZM224 256V255H223ZM263 257V254L261 255L260 253H257L255 256H253V263H256L257 261H260L261 263H262V257ZM23 257H24V255H23ZM26 257V256H25ZM32 257V256H31ZM49 257H50V255H49ZM64 257V256H63ZM67 257H69V256H67ZM84 257H85V255H84ZM98 257V256H97ZM101 257V256H100ZM107 257V256H106ZM106 257H104V258H106ZM162 257H164V256H162ZM172 257V256H171ZM198 257V256H197ZM204 257V256H203ZM237 257H239V256H237ZM15 258V257H14ZM19 258H21L20 260H21V262H22V260H23V258L22 257H19ZM27 258V257H26ZM41 258V257H40ZM57 258V257H56ZM60 258V257H59ZM73 258V257H72ZM87 258V257H86ZM89 258V257H88ZM93 258V257H92ZM91 258V259H92ZM102 258V257H101ZM116 258H118V257H116ZM127 258V257H126ZM142 258V257H141ZM157 258V257H156ZM173 258V257H172ZM16 259V258H15ZM31 259V258H30ZM29 259V260H30ZM50 258H48V260H49ZM53 259V258H52ZM65 259V258H64ZM78 259V258H77ZM81 259V258H80ZM122 259V258H121ZM134 259H135V256H134ZM147 259V258H146ZM152 259V258H151ZM154 259V258H153ZM175 259H176V257H175ZM182 259V258H181ZM193 259H195V258H193ZM192 259V260H193ZM200 259V258H199ZM203 260H206L205 258H202ZM257 260L256 262H255V260ZM20 260H19V263H21L20 262ZM36 260V259H35ZM34 260V261H35ZM40 260V259H39ZM47 260V259H46ZM47 260V261H48ZM73 260V259H72ZM90 260V259H89ZM92 260H94V259H92ZM101 260V259H100ZM108 260V259H107ZM109 260H110V258H109ZM139 260V259H138ZM144 260V259H143ZM142 260V261H143ZM173 260H174V258H173ZM184 260V259H183ZM219 260H221V259H219ZM222 260H223V258H222ZM248 259H246V261H247ZM264 260V259H263ZM27 261V260H26ZM33 261V262H34ZM37 261V260H36ZM41 261V260H40ZM59 261V260H58ZM63 261V260H62ZM80 261V260H79ZM105 261V260H104ZM129 261V260H128ZM131 261V260H130ZM135 261H137L136 259H135ZM155 261V260H154ZM188 261V260H187ZM186 261V263H188ZM196 261V260H195ZM199 261H201V260H199ZM214 261H215V258H214ZM4 262V263H3ZM29 263H31L30 261H28ZM27 262V263H28ZM39 262V261H38ZM44 262H46V261H44ZM49 262V261H48ZM66 262V261H65ZM81 262V261H80ZM93 262H95V261H93ZM106 262V261H105ZM109 262V261H108ZM111 262V261H110ZM122 262V261H121ZM132 262V261H131ZM150 262V261H149ZM162 262V261H161ZM178 263H179V261H177ZM176 262V263H177ZM211 262V261H210ZM218 262V261H217ZM236 262V261H235ZM19 263H17V264H19ZM28 263V264H29ZM57 263V262H56ZM62 263V262H61ZM83 263H84V261H83ZM107 263V262H106ZM112 263H115V262H113L112 261ZM135 263V262H134ZM133 263V264H134ZM145 263V262H144ZM181 263V262H180ZM190 263V262H189ZM195 263H197V262H195ZM225 263V262H224ZM239 263V262H238ZM250 263H251V260H250ZM13 264V263H12ZM21 264H23V263H21ZM26 264V263H25ZM58 264V263H57ZM64 264V263H63ZM70 264H76L74 261H70ZM81 264V263H80ZM92 264V263H91ZM104 264V263H103ZM140 264V263H139ZM143 264V263H142ZM159 264H160V260H159ZM173 264H175V263H173ZM183 264H185V263H183ZM202 264V263H201ZM207 264V263H206ZM209 264H211V263H209ZM223 264V263H222ZM244 264V263H243ZM252 264V263H251Z\"/></svg>", "mask_w": 264, "mask_h": 264}, {"label": "clouds", "instance_id": "clouds-1", "mask_svg": "<svg viewBox=\"0 0 264 264\" xmlns=\"http://www.w3.org/2000/svg\"><path fill=\"white\" fill-rule=\"evenodd\" d=\"M103 80L104 84L111 86L109 79L104 78ZM12 97L19 100L20 103L23 104L29 101L30 93L25 89V87L20 86L12 92ZM108 102L109 98L108 100L97 98L87 109H83L76 115L74 126L77 133L82 132L85 127L89 126L97 132V135L93 137V140L88 145V151L92 154L94 159L101 160L106 156L110 162H116L123 157V152L119 143L111 140V137L124 127V125L131 119V116L128 113H124L122 110H118V112H120L119 115H114L113 118L109 120L108 124H102L101 121L104 119L106 114L101 115L100 110ZM31 107L32 112L29 115V119L32 121H35L37 115L55 121L62 120L67 115V106L64 104L43 105L39 102L33 101ZM11 112L12 109L7 106L0 108V127L3 126L4 121L8 120ZM192 123L193 122L189 120H178L173 131L169 133V136L179 135ZM26 131L27 129L22 120L13 119L11 121L8 134L0 136V145L22 139L25 136ZM40 131L46 132L47 127L42 126ZM9 137H11V139H9ZM207 140L211 141L212 136L208 135ZM31 145V148H26V150L23 151L22 156L15 155L16 152L21 150L18 149L4 158V166L8 175L13 177L26 188L32 186L38 187L46 179L43 172H36L34 174L33 171L23 167L24 161L40 163L46 159V154L43 150L44 144L39 137L31 138ZM48 147L51 151L61 150L63 148L62 139L60 137H53L49 140ZM162 152L163 149L161 152L157 153L156 158L161 162H165V157ZM144 159L145 154L142 152L135 156V160L138 163H143ZM192 167L195 168L196 165H192ZM202 179L205 182L211 183L215 187H220L227 182V175L224 172L218 171L214 163L208 162L204 165Z\"/></svg>", "mask_w": 264, "mask_h": 264}]
</instances>
